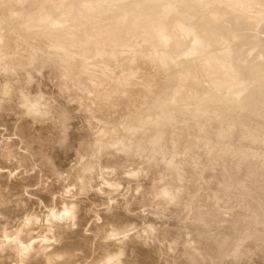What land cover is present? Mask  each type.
<instances>
[{"label": "rangeland", "instance_id": "rangeland-1", "mask_svg": "<svg viewBox=\"0 0 264 264\" xmlns=\"http://www.w3.org/2000/svg\"><path fill=\"white\" fill-rule=\"evenodd\" d=\"M18 1H22V0H16L15 2H18ZM44 1H46L47 3ZM70 1L73 2L72 3L73 14L75 13V15L78 16V17L74 16L73 14H72V16H70V14H69L70 19H68V20L70 22H72V23L78 22L81 25H84V23H86V22H95V23H98L99 25H102V24H106L111 19H118V20H121V22H122L121 24L124 27H125L126 23L131 22L135 25L132 27L135 30H137V32L139 34L143 33V35H142V37H140V39L143 40V38L145 36H149V38H150L149 44H152V41H157L158 43H160V46L158 48L152 49L150 51V53L153 57H156L157 55H159L160 52L173 53V51H174L175 54H177V58H181L182 60L183 59H190L191 61H193L194 64L197 65L196 68H198L202 72H204V71L207 72L209 70L210 71L213 70L212 69L213 64L210 63V61H212L213 59H216V55H217L220 58V62L222 64V69L225 71V75L223 77H221L220 80L218 82H216L215 84H213V86H212V89L215 92L216 96L213 99L209 100L208 97H209V94L211 92L208 90L207 94H206L205 90H207V89L204 90L203 88L204 87L206 88L207 86L203 85L202 86V89H203L202 92L200 91L201 93H196V96H198V95L200 96V97L198 96L199 102H197L198 100L196 99L197 97L195 98V96H193L194 99L192 97L189 98V99L195 100V104H194V102L191 104L190 101H193V100L188 101L186 99L187 100L186 103L190 102L188 104H191V107L194 104V105H196L195 107H201V108L208 107L210 109H214L215 107L217 108L220 105H222L223 103L230 102V101H227V98L230 96V95L228 96V93H230L233 90L236 91L235 94L237 96H239L240 94L242 95L243 92H246V93L250 92V93H255V94H262V92L264 93V11H263V13H260L256 16H251L249 14H245L247 16H242L243 11H240L239 8H243V6L237 5L236 8L231 7V6L227 5V2L225 0H151V1H148V0H93L92 4H93L95 9L87 12L86 16H79L77 13L81 11L83 5H84V7L86 6V4L88 3L87 2L88 0H80V1L79 0H70ZM1 2H2V0H0V11L3 10V9H1L2 8ZM15 2H12L11 7H13V5L14 6L17 5V7H14L15 9H17L19 4H21V2L17 3V4ZM77 3H79V4H77ZM37 4L39 5L38 7L36 6L37 9L40 8L42 10H45V8H48L51 11L53 10L52 0H38V2L35 3V5H37ZM253 4L257 8H259L261 6L259 4V2H254ZM49 6H52V7H49ZM22 7H23L22 9H20V8H18V9L23 10V11H27L29 6L24 4ZM144 7L146 9H144ZM170 9H172V10H170ZM173 9L175 11H173ZM17 10H14V11L17 12ZM20 10H19V12H20ZM14 11H12V12L14 13ZM51 13L54 14L55 10H53ZM93 14L95 15V17ZM16 15H18V14H16ZM20 15L21 14H19L18 17ZM144 16L149 17L148 19H152L153 21H155V23L154 24L150 23L147 26L148 28L140 27L142 24L141 25H139V24L142 22H146V20H147V18L142 19V17H144ZM64 20H67V19H64ZM74 20H76V21H74ZM2 26H3V24L0 27H2ZM4 28L7 29L6 27H2L3 30L0 28V30L2 31L1 35H6V33L8 35L9 30L7 29L8 32H6L7 30H5ZM3 31L6 33L3 34L4 33ZM1 37H2L1 39H3L2 40L3 43L0 47L2 48V46H3V48L2 49L0 48V57H1L0 58V66L1 65L3 66L5 64V62H4V61H6L5 59H7L6 62L9 61L11 63L16 58L15 59L16 61L13 62L14 64L11 63L13 66L10 65L8 62V65H10L11 67H14L15 63H18L17 62V56H19V55H16V54L22 53V56L24 54H26L23 56V59L25 61L26 58L29 57L28 55H30V53H33V52H35L36 55L37 54L40 55V56L37 55L39 57L38 58L34 54L35 58L37 60H39L41 55L43 54L44 57L45 56L46 57L45 58L41 57V60L44 58L47 61V59L49 58L48 63L50 62V64H51V60H52V64L49 65L46 62V65H45L44 64L45 60H42V62H41L42 65L40 67L41 70L40 69L38 70V67L40 65L34 66L35 65L34 63H32L31 61L29 62V60H27L25 62H28L30 64H28V63L25 64L24 61L23 62L21 61L20 64L15 65L17 70L16 69L11 70L12 68L11 67L9 68L8 65L6 68V64H5L6 69L0 68L1 69V71H0V90H1L0 91V100L1 101L3 100V102L7 101L6 104H4L3 102L0 101L1 102L0 103V124L2 123L1 125H3L2 126L3 131H5V132H2L1 131L2 128H0V131L2 132V133L1 132L0 133L4 134L3 139H4V137H11L10 139L14 138L11 141H16V143H18L16 145L14 144L12 146V148H11V146L8 145L11 149H13V150H9V148L7 147V144H8L7 142L9 139L6 140V138H5L3 140L1 138L2 141H1V139H0V141L3 144H2V146L0 145V147H2L0 149L1 150L4 149L3 147L5 146V149H4L5 153H4V150H3V153L0 150V153H2L1 154V156H2L4 154H6L7 149H8L7 151L12 152L15 150L14 148H16L15 153H16L17 157H19V158H17L16 155L14 154L15 156L13 158V154H12L13 152L10 154V157H8V158L5 157L6 155L9 156L8 153L5 156H2V158L4 157L5 159H8V161L10 160L9 162H11L12 159H13L12 161H14V162L17 161V162H15L16 164L18 163L17 165L14 164V162H11L15 166L10 163L11 167L8 165L9 168L4 167V165L7 166V164L9 162L6 160L8 163L5 164L6 161L4 160V158L3 159L0 158V160L2 159L1 160L2 162L4 160L3 163L0 161V163L3 164V165L0 164V165H2V167L0 166V168L3 170V172L6 174L9 173L8 171L7 172L4 171L5 168L11 172V175L9 177L8 176L6 177V174H4L2 171H0L2 173L0 176H2L3 183H5V184H3L2 181H0L1 182L0 185L3 186V187L0 186V199H1L0 215L4 216V218L3 217L2 218L0 217V218L3 220L7 218L6 222L4 220V223H6L5 224L6 226L8 225V223H7L8 221L10 224L7 227L5 226V228L0 229V264L20 263L23 261L24 257L27 258L28 256H29V258L33 257L32 259H34V257H36V256H37L36 259H41L42 255H43V259L45 258L44 259L45 261H43L41 259L42 260L41 262H43L41 264H44V262H46V264H48L46 257L48 256V258H49L48 261H50V262L52 259L54 261H56L55 259H57V261H59L58 257L60 258V256H57L56 254H58V252H60V251L62 252L61 253L62 255L67 254V255H65L66 256L65 258H67V256L70 255L67 252L70 251V253L72 254V255H70V257H71L70 260L66 259V260H62V261H61V259H63L64 256H62L61 254H58V255H61V259L59 262L63 263V264H64V261H66V262L68 261L67 264H105V261H108L110 259L112 261V264H120V262H122V261H123V263H121V264H166V263L167 264H177L178 262L184 263V264L185 263L186 264H189V263L200 264V263H198V261L200 259L202 260V261L201 260L199 261V262H201V264L202 263L204 264L203 261H207V260H209V261H207V263L209 262L210 264H211V262H212V264H214V263L215 264H223V263L224 264H230V263L231 264H234V263L235 264H264L263 263L264 262V249H263L264 247L262 248L263 243H264V190H263L264 189V185H263L264 184V176L261 177L262 174L264 175V166H262V165L260 166L259 164H258V167L260 166L261 168H257V166H255V168L257 169L256 171H261L259 173H262V174H259L255 170H253L254 174L257 175V177H255V175H254V177L256 179L254 177H252V175H251L253 171H250V172L248 171L249 169L251 170V168L254 167V165L258 159H259V161L257 163L263 162L262 164L264 165V161H263L264 160V158H263L264 153H261L262 151L264 152V142L261 143L262 142L261 140L264 138V123L261 124L260 122L255 121L254 117L249 118V117H244L243 115H242L243 117L240 115L239 116L236 115L235 117H233V121L236 118H240L241 119L240 122L233 123L230 126L229 125L225 126L222 123L221 124L220 123L219 124L210 123L209 121L207 122L206 119L202 120V122H205V125H203L204 123H201V125L200 124H197V125L193 124L194 126L189 125V127H188V125H182L181 126L180 124H177L174 127V125L172 124L174 128H173V131L171 132V134H172L171 136L175 137V141L177 140L176 138H178V140H177L178 142L175 144V146L172 144V148H171L172 151H170V152L166 151L167 148H164L163 146L161 147L162 149L161 148L160 149L155 148L152 145H150V143H149L152 136L151 135L148 136V134H151V133L154 134L155 133V130H156L155 127H153L152 125H148V124H146V125L142 124L140 126H138L136 124V127L138 126V128L136 130L130 131L128 129L126 131V129H127L126 126L129 124L135 126V120L137 118L141 117L142 115H144L145 111H147V109L145 108L147 106V103L149 101L150 102H153V101L157 102L161 99V97H163L167 93L169 87L172 84L171 83L172 81H171L169 76L171 74L176 73V71H178V74H180L183 71L182 68L180 67L181 66L180 64L171 63L166 67V69L164 71L159 72V76H161V77L156 83L157 85H159V88L155 89V93L150 95V97L148 99L149 101L147 103H145V105L133 116V118L131 120H129L126 117H123L121 119L116 120V122H108V120H109L108 118L101 117L98 114V112H96L98 106H96L95 95L93 96V94H95V92H93L92 90L90 92V90L89 89L87 90V88L85 86H82V87L76 86L77 87L76 89L74 86H72L75 90H73V88L70 90H72L73 93L77 91V93H76V95L70 94L72 92L71 91L68 92L69 88H67V90H65L66 88L65 89L60 88L62 85L60 86L59 80H55V78L57 76H59V74H60V76H64L65 79L67 77H70V76H67V77L65 76V75H67L68 72H70V73H68L70 75L72 73V71L68 68H71L73 70V72L79 70V68H80V67L78 68V66L80 65L79 62H76L75 64H70V62H68L72 59H75L72 56H70L71 55L70 53L69 54L61 53V52H59L58 47H52V48L47 47V45H45V43L47 41H44V42L42 41L41 43L35 42L32 45H29V47L25 48L27 52H25V51L19 52V51H21L22 47L24 46V43L20 44V46L19 45L12 46L11 44H9L6 47L4 43L6 41L5 39H7V38L5 36H1ZM140 39H138V40H140ZM146 42H148V41H146ZM198 46H200V47H198ZM177 47H178V49L175 51V48H177ZM191 47H194V49L193 50L189 49ZM139 49L140 48L137 46L132 47L131 50L127 51L126 53L113 56V59L112 58L110 59L111 61L108 60L106 63H104V64L99 63L98 65L95 64L96 62H94V60H96L97 58L90 57V56L85 58V56H84L85 54H82V56L80 55V58H82V60H80V62L81 63H82V61L85 62V63H82V64H84V65H82V67L84 68L83 71L88 72V68L90 70L92 68V71H93V69H95V71H97V72L93 71V72H95V74L96 73L97 74H107V76H110L112 78L110 80V82H112L113 79H119L120 77L125 75L127 70H133V72H132L133 73V79L139 80L143 76V74L145 73V70L148 68V65H150V64H145V65H142L140 68L135 66L136 64L133 61L132 55L139 53L138 52V51H140ZM190 50L192 52H190ZM27 53H29V54H27ZM39 53H42V54H39ZM50 53L51 54L54 53V54H56V55L58 54V55L57 56H55L54 54L50 55ZM45 54H47V55L49 54L50 57H47V55H45ZM51 56H54L53 59ZM58 56H60V57H58ZM61 56L63 58H67L68 61L66 59L62 60ZM236 56L237 57L241 56V57L239 58L240 59L239 62L234 65L231 63V61ZM13 57H14V59H11ZM89 57L91 58V60L89 59ZM70 58H72V59H70ZM1 59H3L4 61ZM54 59L57 60L59 65H61V66H63L65 64L63 66V68H60V70L64 69L63 70L64 73L63 72H60L59 74L57 73L60 71L58 68L59 65H57L58 63L54 62L55 61ZM86 59H88V62L86 61ZM64 61H67V62L65 63ZM112 62H113V64H112ZM115 62L119 63V65L115 64ZM67 63H69L68 65H71V66L68 67ZM108 63H110V64H108ZM27 64H28V66H27ZM31 64H33V65H31ZM105 64H107V65L105 66ZM29 65H31V66H29ZM232 65H234V66H232ZM24 66L26 67L27 70H29V72L27 71L29 74H27V72H25L26 70H25ZM32 66L35 67L34 70L32 69ZM50 66H53L52 69L50 68ZM74 66H76V67L74 68ZM55 67L58 69L57 72L53 69ZM23 68L25 71L23 70ZM42 68H44V69H42ZM97 69L99 71H101V73H99V71ZM52 70L55 71L54 74L57 73V76L53 74ZM21 71H23V72H21ZM32 71H34V72L31 73ZM41 71H42V75H41ZM47 71H49V72H47ZM93 72H91V73H93ZM47 73L48 74L50 73V74L48 75ZM62 73L64 75H62ZM97 74H96V76H97ZM43 75H45V76H43ZM120 75H122V76H120ZM157 75H158V73H157ZM58 78H56V79H58ZM206 81H208V80H206ZM183 83L181 86L185 87V84L183 85ZM207 84H208V86L211 85L210 82H208ZM59 88L61 90L64 89L63 91H65V92L67 91L68 94H67V92L63 93V91H61ZM5 89H12V90L7 92V91H5ZM17 89H20V90L22 89V90L19 91ZM23 89L24 90L27 89L28 91H29V89H32V91H34L33 89H35V90L39 89V92L43 91V93L41 92V94L39 93V95L37 94L38 93L37 90L34 92V94H32L33 92L31 90H30L31 92L30 91L28 92L29 94L31 93L32 95H34V96H32L30 94V97L32 99L33 98L34 99H33V102L32 101L29 102V104L32 107V111L29 113L20 110V107H19V105L21 104L23 99H27V100L29 99V97L27 96L28 95L27 90L25 92H23ZM57 89H59V90H57ZM212 89H210V90L212 91ZM198 90H200V88L197 89V91H194V89H193L194 92H198ZM58 91H60L62 93L57 94ZM5 92H7L8 94L10 93L9 94L10 98H7L8 97L7 96L8 94H7V95L3 96L4 98L6 96L5 99H1L2 98L1 95L6 94ZM78 92L80 94H82L84 98L83 97L81 98L82 95L78 96L77 95ZM92 92H93V94H92ZM83 93H85V94H83ZM17 94H19V95L21 94L20 95L21 97ZM52 94L53 95L55 94V95L53 96ZM63 94L70 95V99L73 98L71 96L80 97L79 98L80 99V101H79L80 106H81V103H83V105H82L83 107L86 105L84 102L88 103L87 100L88 101L90 100L89 101L90 104L88 103L87 105H89L88 110L90 111L92 118L90 119L89 118L90 116L85 114L86 116H88V119H87V117L84 115L85 112H82V110H81L83 108H80L81 112H80V110H78L79 107H76V106H79V105H77V103L74 101V100L78 99V97L75 99L73 98L72 99L73 102H71L72 100L69 101V97H67V96L65 97ZM225 94H226L227 98L225 96H223ZM231 94H233V95H231L232 97L235 95L234 92H231ZM61 95H63L67 101H64V102L62 101V106H61L62 108H57V105H59L58 103L60 102V100H58L57 98L60 97L59 99L64 100L63 96H61ZM92 96L94 99L91 98ZM25 97H27V98H25ZM230 98H228V99H230ZM8 99H10V100H8ZM36 99L40 100V102H38L39 104H37ZM83 99H87V100L84 101ZM50 101H52V102H50ZM53 101H56V102H53ZM184 102H185V100H184ZM34 103H36V104H34ZM63 103H65V105H63ZM204 104H208V105H204ZM4 105H6V106H4ZM52 105L54 107L55 106L56 107L54 108ZM60 105H61V103H60ZM60 105H59V107H60ZM90 105H91V107H90ZM261 105L256 104V106H258L257 109L259 110L258 113L260 112L262 114V115L258 114L259 116H261L260 118H262L264 116V114H263L264 109L260 108V107H262ZM39 106L41 107L40 109H39ZM74 107H76L77 109ZM86 109L87 108L85 107L84 111H87V114H89V111ZM45 110H47V111L45 112ZM52 110H54L56 113L55 117L56 116L59 117V119H58V117H56V118L61 122L60 123L61 127L58 124V120L56 118L54 119V117H53L54 114H52L54 111H52ZM36 111L37 112L39 111L38 114H40V113L42 115L45 114L46 119H47V117H49L48 114H51L50 116H52V117L51 118L49 117L51 119V121H52V119H54L53 121L57 120L56 123L53 121L51 123L50 119H47L50 122V123L48 122L49 123L48 127L50 128L53 126V128H54V129L52 128V130L54 132L53 131H50V132H52L54 134L61 135L60 131L63 130L62 136H61L62 138L59 136H58L59 137L58 138L56 135H54L55 138L52 137V140H50V141L47 140V143H45L46 145L43 144L42 149H40V150H38L39 147L41 148L40 143L45 141V140L41 141V139H51L50 137L53 136V134L51 133L52 135L49 136L50 132L47 133V131L49 129L47 127V125H48L47 121H44L43 117L41 118L40 115H38ZM49 111H52V113ZM246 112L247 111L245 109L244 115L248 116V114H246ZM8 113H10V114H8ZM256 113H257V111H256ZM82 114H83V116H82ZM148 114L146 116H148ZM151 114H152V112H151ZM151 114H149V117H153V115H151ZM10 115H12V116L9 117ZM32 116H34V117H32ZM249 116L251 117L252 115H249ZM259 116H257V117H259ZM35 117H39L41 119L37 118L38 121H36V120H34ZM255 117H256V115H255ZM27 118H29L28 119L29 123L27 121ZM83 118H84V121L89 120V122H87V123L84 122L82 120ZM242 118H244V120ZM260 118H257L256 120H258ZM42 119L44 122H46V123H44L45 126H43L44 125L43 123L39 122V121H42ZM262 120H259V121H262ZM24 121H25V124H24ZM117 121H119V122L117 123ZM230 121H231V123L233 122L232 120H230ZM36 122H38L39 124L38 123L37 124L40 126H41V124H43L42 129H45V131H43L40 128L41 131L39 132L38 125L36 124ZM262 122H264V121H262ZM31 123H32V125H34L33 127L30 126ZM84 123L87 126L84 125ZM92 123H94V124L91 125ZM8 124L10 126L12 125L14 127L13 128L11 126L12 132L8 131V130H10V126H8ZM55 124L58 125L57 127H60V130H58L59 133H55V131H56L55 130V126H56ZM35 125H37V126H35ZM206 125H208L207 127H209L210 129L212 126H214V127H212L211 130L206 128L207 131L209 130L207 136L204 134H200L201 129L206 131L205 130ZM28 126H30V129L31 128L32 129L28 130L27 129ZM89 126L90 127L92 126L94 128H89ZM178 126L183 128L182 129L183 131L180 130V132H179ZM186 126L188 128L192 127L191 129L194 131V134H193L194 136H192L193 131L191 129L187 128L186 129L187 133H186V130L184 129ZM6 127H8V129ZM57 127H56V129H57ZM102 127H103V129H101ZM223 127H225L226 130ZM83 128L85 129L84 131H83ZM239 128H241V129H239ZM33 129H35V130H33ZM124 129L126 132L124 131ZM132 129H133V127H132ZM175 129H177V131ZM195 129L196 130L199 129L198 130V132L200 134L199 135L200 137L198 136L199 138L197 137L198 133H196L197 131H195ZM222 129L224 131H222ZM13 130H15L14 132H16V133H14ZM36 130H38L39 133ZM90 130H91V132H90ZM102 130L105 133H102ZM215 130H216V132H215ZM30 131H34V132L28 134V132H30ZM82 131H83V133H82ZM96 131H98V134ZM99 131H101V135H103V136L99 135ZM119 131L123 132L122 135L120 134ZM211 131H213V132L211 133ZM220 131L222 133V138H223V132L224 133H225V131L228 133L230 132L229 137H231V140L227 138L229 135L228 133H225L227 136L224 137L223 139L221 138V135L215 136V133L221 134ZM253 131L256 132V134L251 135L250 133ZM84 132H85V134L88 133V134H86L87 137L85 136ZM95 132H96V134H94ZM109 132H111L112 135L116 136V139L114 138L115 140L113 139L114 136L109 137V135H110ZM168 132L164 131L163 134L161 135V136H163V142L168 143V140H170ZM183 132L185 135L183 134ZM209 132L211 134H209ZM258 132H259V134H258ZM10 133H13L15 135H13V134L9 135ZM44 133H45V135H47V138L46 137L42 138V135L44 136ZM201 133H205V132L201 131ZM6 134H8L9 136ZM37 134L40 135V138L36 137ZM130 134H131V140L130 141L132 143L130 141H128L129 139H127V137H126V136H129ZM132 134L134 135L133 137H132ZM186 134H188L190 137L192 136V138H190ZM212 134H213V137H212ZM247 134L249 136L246 137ZM81 135H82V137H80ZM119 135H121V136L126 135V136L121 137ZM201 135H203L204 138ZM243 135H245V136H243ZM32 136H34V138ZM94 136H96V137H94ZM185 136H187V137H185ZM209 136H210V138H212V140L209 139ZM101 137H103V138H101ZM207 137H208V140L206 139ZM36 138H39L38 141L40 140V142L36 141L35 140ZM99 138H100V140H98ZM109 138H112L113 141H110ZM123 138L126 139L130 143L129 146L127 143L124 144L126 141L123 140L124 141L123 142L122 141ZM184 138H187V139L190 138L189 139L190 142L188 141V145H185V144L182 145L184 143V141H183ZM226 138H227V141L230 140V142H229V145L231 144L230 147H228L229 145L227 143H225ZM85 139L90 140V141H91V139H92V141L94 140L93 144L96 141L95 142L96 145L99 143V141L101 142V140L102 141L106 140V141H108V145L106 146V148H102L104 150H102V149L101 150H95L97 148V146L93 145L94 147L91 146L92 149H90L89 151L81 150L82 152H80V149H82V145L80 143H81V141H82V143H83V141L84 142L87 141ZM118 139L121 142H119ZM217 139L221 142L220 144L223 145V147H221L220 144H219L220 146L217 145V142H218ZM79 140H81V141L79 142ZM179 140H180V143H179ZM193 140H197V141H193ZM11 141H9V143ZM114 141H115V143H114ZM140 141L142 144L140 143ZM191 141H193L194 143ZM77 142L79 143L78 145H81V147L78 145L75 146L77 144ZM109 142L114 143V144L110 146L111 143H109ZM4 143L6 145H4ZM11 143H14V142H11ZM37 143H39L38 146H37ZM50 143H51L52 147H51ZM167 143H165V145L169 144V143L168 144ZM185 143H187V140H185ZM222 143H224V144H222ZM237 143H239V144L237 145ZM193 144H194V146L192 147L191 145H193ZM47 145H50L49 149L46 148L48 151L44 148V146L47 147ZM224 145H225V147L227 145L228 148L232 147L231 151L228 148H226L227 149V151H226L224 149L225 148ZM232 145L233 146L235 145L236 149L238 147L237 151L235 150V146L233 147ZM242 146H243V148H242ZM36 147H38V149ZM258 147L259 148L261 147L260 148L261 150ZM51 148H52V150H51ZM78 148H80V149H78ZM251 148H253V149L255 148L254 149L255 151H253ZM43 149H45V150H43ZM130 149H132V151ZM164 149H165V152H167V153L164 152ZM178 149H180V150H178ZM242 149H244V150H242ZM245 149H248V150H245ZM50 150L54 152V153L52 152L53 155H51ZM177 150L183 151V152L181 153V152H178ZM238 150H240V153L238 152ZM250 150H252L255 153L258 152V154H256V155H259V156L256 157V155H254L255 153L252 154V151L250 153H248L247 151H250ZM39 151L48 152V153H46L47 154L46 156H49L48 158L52 159L51 160L52 165L50 164V166H49V164L48 165L46 164V162L43 159V156H45V154L42 152V154H44V155H39L38 154ZM127 151L128 152L131 151L128 154H129V158L131 159L132 162L129 161L130 159L127 160L128 154L126 155L127 157L125 156ZM229 151H230V153H229ZM75 152L78 155L81 153L82 155H84L86 157H90V156L92 157L93 155L95 157V155L98 154V155H96L97 156L96 158H98L99 160H97L96 158H93V157H92V159H95V160L88 159V158L81 156V155L78 156L75 154ZM86 152L87 153L89 152V154H87ZM98 152L99 153L101 152L100 153V156L102 155L101 157H98L99 156ZM121 152H123L124 154H122V156H119V155H121ZM241 152H243V153H241ZM116 153H120V154H116ZM174 153H176V155ZM178 153L179 154L181 153L182 157L178 156ZM183 153H184L185 157H183ZM131 154H134V156H132ZM248 154H249V156H248ZM260 154H262L261 155L262 156L261 158H263L262 161L260 160ZM37 155H39L38 156V157H40L39 159L42 158L43 160L42 159L38 160ZM57 155H59V156H57ZM103 155L105 157H107V156L109 158L111 157L112 160H110L111 158L110 159L109 158L102 159L104 157ZM114 155H118L116 157H118L119 159H120V157L122 159L125 156L126 159L124 157V159H122V160H126L127 162L129 161L130 163H133L134 165L137 164L135 162L138 160L141 162L142 165H143L144 160H145V162L148 161L147 163L149 165L147 163H145L146 166L145 165L144 166H145V170L151 171V172L148 171V173L151 174V175L149 174L150 178L147 179L148 176L146 174H148V173L144 174V172H146V171H144L143 166L139 165L140 163H138L136 166L131 164L132 167H129V166H131L130 164H128L127 166L120 167V166H122V164L126 165L127 163L125 161H122V160L117 161V159L114 158ZM146 155H148V156H146ZM11 156H12V159H11ZM50 156L52 158H50ZM80 156L84 157L83 159L86 158V160H84V161L86 162L85 164H87V162H88V166L81 164L83 159H81ZM130 156H132V157H130ZM144 156L146 158L150 157L149 158L150 160L148 158L146 160V158H144ZM174 156L180 157L181 160H178V158H176ZM76 157L78 158L77 160H79V157L82 160V161H78L81 164L79 166L80 168L77 167L79 165V163H77L76 160H74V159H76ZM132 158H134V159H132ZM171 158L173 160L176 158L177 161L174 160L175 161L174 164L176 167H178V169L177 168L174 169L175 168L174 164L172 166L173 160ZM107 159L113 163L116 160L114 164L116 167H118V166L119 167L116 169V167H114V165H110L112 163L108 162ZM156 159L158 160V162ZM103 160L107 161L110 166H108V164H105V162L103 164L102 163ZM43 161H44V163H43ZM90 161H93V163H91ZM94 161H97V162H94ZM121 161L123 163H120ZM151 161H153V163L156 162L157 167H155L156 164L153 167V164ZM117 162H119V163L117 164ZM73 163L76 165V169H74L75 167L73 168L71 166V165H73ZM99 163H102V165H100ZM176 163H178V166L176 165ZM208 163H209V165L215 164V166H217V167H215L213 165H212L213 167H209L207 165ZM249 163L251 164L252 167H248V165H250ZM96 164L98 166H96ZM150 164H152L151 167H150ZM192 164H194V165H192ZM90 165H92V166H90ZM187 165H188V167L190 166L191 168H194L193 171L198 167L194 173L195 175L197 174L196 175L197 177L194 176L192 178V176H189L190 173H191V175H194V174H192L193 173L192 169L190 167L188 168ZM81 166H83V168ZM102 166L104 168H102ZM139 166H140V168L142 167L141 170H140V168H138ZM15 167H18V168L16 169ZM19 167H21V168L23 167V168L21 169ZM55 167H56V170H55ZM69 167L73 168V170L76 171V174H73V173H75V172H73L72 173L73 176H72L70 173V171H72V169H70ZM135 167H137V169H134ZM147 167H148V169H147ZM152 167H153V170L156 171V172L153 171V173L155 172L154 174H156V175H154L152 173V169H150ZM179 167H182V168H179ZM114 168H115V171H114ZM186 168H188V169H186ZM255 168H253V169H255ZM13 169H15V170H13ZM68 169L70 171H68ZM183 169H185V170H183ZM66 170L68 171L69 174H67V173H65V174L68 175L69 178H67V176L66 177L62 176V175H64L63 174L64 172H67ZM160 170H162V172H160ZM174 170H179L181 175L179 174L178 171H174ZM188 170L190 171V173L187 172ZM105 171L106 172L109 171V172L106 173ZM173 171H174V174L172 176ZM197 171H201V174ZM13 172L15 174H13ZM182 172H184L185 174ZM88 173H89V175H88ZM247 173H251L250 176H249V174L246 175ZM82 174H84V176H81ZM175 174H176L175 177H179V179L174 177ZM3 175L5 176V179H4ZM7 175H9V174H7ZM199 175H200V177H199ZM258 175H260V176L258 177ZM187 176H188V178H187ZM245 176L249 177V179L246 178L248 180H251V178H252V180H257V181H255L256 183H254V184L257 185L256 188H258V187L261 188V189H258V190H260V193H259V191H257V189H255L254 186H252L251 182H254V181H248L246 179H242ZM157 177L159 179H157ZM219 177L222 178V180ZM260 177L262 178V180L260 179ZM257 178L260 179L261 181L258 180ZM0 179H1V177H0ZM163 179H166V180H163ZM4 180H6V182H4ZM61 180H65V181L63 182ZM70 180H72L74 183L72 181L70 183ZM243 180L246 181L247 184L251 183L250 184L251 187L249 185L248 188H245L244 185H246V184H244L245 182H242ZM81 181H83V183ZM145 181H147V182H145ZM166 181H168V182L170 181V182L166 184L165 183ZM258 181L260 182V184L263 182L261 184V186H259V184H257ZM13 182H14V185H17L16 184L17 182L18 183L20 182V184L17 185L18 187L17 186L11 187L12 186L11 184H13ZM158 182L160 184H162L164 182L163 183L164 185L162 184V185L158 186V188H157L156 185L157 184L159 185ZM76 183H78V184H76ZM79 183H81V184L79 185ZM145 183H148V184H145ZM241 183H243L244 185H242ZM67 184H68V186H67ZM139 184L140 185L143 184V185L140 186ZM168 184H170V185H168ZM148 185H149V188L146 187ZM140 187L146 188L147 191L145 189H141ZM151 187H154V188L156 187L155 189L158 192H156L154 190V188H151ZM162 187H164V189H165V187L166 188L170 187V188H168V191H169V189L173 190V191L167 192V193L163 192L165 190H163ZM171 187H173V189H171ZM244 188L246 191H249L251 189L252 192L249 191L246 194L245 193L246 191L244 190ZM178 189H179V191L182 192L183 195H184V193H183L184 190H186L185 191L186 192L185 193V195H186L185 199H182V194H180L181 192L180 193L176 192V191H178ZM254 189L256 190L257 193H259L258 194L259 196H260V194H263V195H261V197L258 196L259 197L258 199L253 198V197H256L255 194H257L256 192H253V191H255ZM72 190H74V191H72ZM148 190H150L152 192L155 191V192H153V193L151 192L149 194ZM261 191H262V193H261ZM146 192H147V194H144ZM172 192H174V193H172ZM187 192L190 194H187ZM156 193H159V195ZM253 193H255V194H253ZM161 194L164 195L163 196L164 199L161 198V196H162ZM244 194H245V196H244ZM157 195H158V197H156ZM180 195H181V197H180ZM189 195L190 196L192 195V198L189 197ZM159 196L163 201L159 198ZM175 196H177V197L175 198ZM165 197H167V199ZM187 197L191 198V200H187L186 199ZM172 198H174V200ZM177 198H178V200H180L179 198H181V200H184V202H185V200H187V201L184 204V202L180 200L183 204L181 202L179 204V201H178V203H176ZM247 198H250V200H249L250 202H252V201L255 202V203L254 202L252 203V207H251V203L249 204V201L247 200ZM156 199H158V200H156ZM193 201H194L193 204H195L194 205L195 207H193V205L191 204ZM203 201H205L206 203H204ZM199 202L204 203L205 206L207 204V206L205 207V206H202V204H201V206H202L201 207L199 205L200 204ZM174 204H175V206H173ZM79 205H81V206H79ZM164 205H166V206H164ZM176 205H178V207ZM196 205H197V207H200L201 209H205V210H207V207H208V210L207 211H205V210L200 211L201 209H195V208H197ZM209 205L211 206V208H212V206H214L212 210L214 212H217L218 214L212 213V210H210L211 208ZM190 206H192V209L189 208ZM174 207H177L178 209L181 207L180 209H182V210L179 209V211H181V213L178 212V216H177L178 209L174 208ZM203 207H205V208H203ZM65 208L71 209V213H70V215H67V216L64 215L61 217L60 215H63L62 214L63 212H60V211H65ZM185 208H187L188 211ZM184 209L186 212L184 211L185 213H182ZM53 210L56 211V214L58 212L60 213V215L54 214V216H57L58 218L51 216V214L53 215V212H54ZM239 210H240L241 214H238V213H240V212H237ZM195 211H197V212H195ZM188 212H191V213L188 214ZM201 212H205L209 216L207 217V215H204V213H201ZM234 212L235 213L237 212V213L235 214ZM49 213H51V214H49ZM179 213L182 214L183 216H180ZM194 213L195 214L197 213L196 215H201L200 217L197 216L200 219L199 218L197 219L196 215ZM223 213H224V215H223ZM229 213H230V215L232 214V217H233V213L235 215H237L236 216L237 219L235 217L233 219L230 215L229 216L231 219L230 218L225 219V217H227ZM48 214L50 216L49 219H47V217H46ZM6 215H8L9 217ZM186 215L189 217L187 218ZM193 215H195V216H193ZM210 215H212V216H210ZM220 215H222L221 217L223 219L220 217ZM238 215H240V216L238 217ZM5 216H6V218H5ZM53 217H54V219H53ZM59 217H61V218H59ZM178 217L181 220L183 218H185L188 220V222H190V221L192 222L196 218V222L198 225L196 226L195 222H193L195 225H193V223H191V222H190L191 224L185 225L182 222L185 219L182 221L181 220L177 221V223L175 224V222H176L175 220H178ZM191 217H192V219H191ZM209 217H211L212 219L214 217H216V218H214L215 221L214 220L209 221L208 220ZM189 218H190V221H189ZM206 218H208V219H206ZM48 220L51 221L50 225L53 224V226H51V227H53L51 231H50V229H51L50 225H48V222H50V221H48ZM197 220H199V221H197ZM203 220H205V221H203ZM216 220H218V222L222 221L223 226H225L226 222L228 224L229 221H231V220H235V221L230 222V225L228 224V225H226V227H223L222 224L216 222ZM244 220H246V221H244ZM260 220L263 222H261ZM2 221L0 220V223ZM200 221H202V223H200ZM223 221H226V222H223ZM241 221L243 222V224ZM77 222H78V224L76 225ZM179 222L181 224H183L185 227L184 228L183 226H181L184 229V233L182 232L183 229L179 226V225H181V224H179ZM188 222H185V223H188ZM248 222H249V225L246 224ZM169 223L172 225L174 224L176 226V230L174 229L175 228L174 225L169 226ZM36 224L39 227H37ZM165 224H168V226L166 225L163 228L162 225H165ZM208 224H210V225L207 228L206 226H208ZM216 224H219V226H216ZM237 224L240 226L236 227ZM3 225L4 224L1 223V226H3ZM118 225L126 226V227L122 226V228H121V229L124 228L123 233H121V229H119L120 227ZM191 225L194 228L197 227V229H198V227L203 228L202 226H205L207 229L203 228V230H205L203 232H202L201 228H199L198 230L195 229L196 230L195 231L194 228L191 227ZM19 226H20V228H19ZM115 226H118L117 229ZM187 226H189V227H187ZM228 226H230L232 229V230L230 229L231 232L229 231V233H227L229 230V229H227V228H229ZM247 226H249V227H247ZM111 227L113 228V230L114 229L115 230L110 231V230H112ZM155 227H158V229H160L159 232H157L154 229ZM166 227L167 228L170 227V229H171V227H174L173 230L176 232H178L177 230L179 229V231H181L183 233L182 235H180V234L179 235L181 237H184V239H182V238L179 239L180 236L177 235L178 233L177 234H176V232L174 233V231L169 230L170 232L167 233L169 228L166 230ZM211 227H212V229H210ZM6 228H8L7 231L10 232L9 235L7 233H5V232H7V231H5ZM147 228H151L154 230L152 231L151 229H147ZM161 228L164 229L162 232H161V230H162ZM220 228H221V230H223L224 234L219 232ZM185 229L188 231H186ZM190 229H191V232H192V229L194 230L193 233L189 232ZM234 229H236V230H234ZM261 229H262V231H261ZM1 230H3V231H1ZM106 230H109V231H106ZM165 230H166L167 234L164 232ZM199 230L201 232L200 235L198 234ZM215 230H216V232H214ZM233 230L236 233L235 232L232 233ZM17 231L20 232V235L17 234ZM40 231L43 234H41L39 237ZM115 231H119L118 232L119 234L117 232H116L117 234L116 233H114L113 235L109 234L110 232L113 233ZM211 231H213L216 234H214ZM224 231H227V232H224ZM107 232H109V233H107ZM171 232H172V235H175V234L177 235L176 238L174 236H171ZM196 232H197V235H199V236H197L195 234ZM205 232H206V234L208 232V234H207L208 236L205 234ZM260 232H262V233H260ZM1 233H3V234H1ZM162 233H165L166 237L167 236L173 237L177 240V242L180 241L181 243H183L184 245L182 244L181 245L182 247H184L187 243V246L184 247V251H182L180 246H179L180 248L177 246L178 243H176L175 239H174L175 240L174 241L173 239H171L169 237V239L171 241L175 242V243L169 244V245H173V247H172L173 250H172L171 247H169V245H167L171 241L169 239H167V241H166L165 236L161 235ZM187 233L194 234L197 236V238L198 237L199 238L197 239L195 236H193L194 237L193 238L191 235H189ZM210 233H211L210 236H212V237L209 236ZM212 233H213V235H212ZM44 234H46V236ZM186 234H187V236L188 235L191 236L190 239L187 238ZM227 234H229V235L232 234V235L229 237V235H227ZM30 235L31 236L33 235L34 237H30ZM56 235H59V237ZM226 236H227V240L226 239L224 240V238H226ZM28 237L30 239H27ZM2 238L3 239L5 238V239L2 241L1 240ZM72 238L74 241L72 240ZM185 238H187L188 240ZM251 238L255 239V240H252ZM193 239H195V240L193 241ZM199 239L202 241L206 240L208 243L207 244H206V242L202 243ZM107 240L110 242H108ZM196 240L199 243H197ZM221 240L222 241L224 240V241L222 242ZM228 240L230 241V243H228L229 242ZM237 240H238V242H240V244H239L240 246L238 245ZM259 240H260V242H259ZM69 241L71 242L70 244L73 243L74 245H75V241H76V243H77L76 245H77L78 250H76V248H75L76 245L74 247L73 244H72V246L74 247V249L71 248L72 246H69ZM143 241H145V242H143ZM1 242L3 244H1ZM79 242L83 243L84 245L82 244V247H81V243H79ZM257 242H258V244H257ZM137 243H141V244H137ZM149 243H150V245H149ZM200 243H202L201 247H200ZM227 243H228V246H227ZM231 243H233L234 245H232ZM78 244H80V245L78 246ZM196 244H199V245L197 246ZM203 244H204V246L202 247ZM205 244L206 245L210 244V245L206 246ZM44 245H45V247H44ZM178 245H180V243ZM236 245L238 246L237 248L235 247ZM244 245H246V246H244ZM84 246H87V247H84ZM122 246H124V247H122ZM190 246H191V248H190ZM205 246L207 248L209 247L208 252H206V250H204L206 248ZM210 246H212V247L210 248ZM59 247L61 249L65 248L64 250H65V252L67 250V252L65 253L64 250L59 251L57 249ZM66 247L67 248L70 247V249H72V251L70 249H66ZM174 247H176L177 249H174ZM217 247H220V248H217ZM224 247H228L229 250L227 248H224ZM242 247H243V250H239V252L242 254L244 252L245 254L243 256L241 255L240 256L241 258L236 257V254L231 255L230 252H232V254H234V253L238 252V250H237L238 248L242 249ZM255 247H256V249H253ZM19 248L20 249L22 248L23 251L20 250ZM53 248H56V250H57V253H54L55 255L53 254V252L56 250H53ZM185 248H187V250H185ZM202 248H204V249H202ZM212 248H213L215 253H213ZM170 249L172 250L171 252L173 254L169 251ZM189 249H191V251L193 249L194 251H192V252L196 253L197 255L192 253L193 256H191L192 255L191 251L189 252L190 254H187ZM226 249L228 251H226ZM262 249H263V251H262ZM49 250L51 251L50 252L51 255L53 254L52 258H51V256H49L50 255L49 253H47L48 255L46 254V252ZM105 250H109V252L107 251V253H106ZM209 250L211 252H209ZM246 250H247V252H245ZM253 250H254V252H253ZM175 251H176V254H178V255L175 254ZM178 251L180 253L182 252V254H183L182 258L189 255L190 257L188 256V258H189L188 261L192 260V262L191 261L187 262V260H186L187 257L183 258L186 262L184 260H183L184 262L182 260H180L182 258L180 257L181 254ZM201 251H203V252H201ZM145 252H151L152 258H148ZM205 252L209 253V254L211 253V254L207 256V254ZM225 252H226V254H224ZM16 253H17V255H16ZM202 253H204V254H202ZM45 254L47 256H44ZM106 254H108V255L110 254V255L109 256L107 255V257H106L105 256ZM169 255H170V257H168ZM194 255L197 257H195ZM204 255L207 257V260H206V257ZM217 255H218V257H217ZM239 255L240 254L238 253L237 256H239ZM38 256H41V257L38 258ZM54 256H57V257H54ZM230 256L232 258H229V260H223L225 258L228 259V257H230ZM18 257L19 258L21 257L22 260L19 259ZM177 257H180V259L179 258L177 259ZM193 257H194V259H193ZM199 257H201V258L198 259ZM204 257H205V259H204ZM221 257H224V258L221 259ZM17 258L21 261L17 260ZM29 258H27L25 260V262H22V263H24V264L26 262H28V264H33V262L35 263V261H33L31 258H30L31 262L28 261ZM167 258H168V260H167ZM212 258L216 262H219V263H216ZM217 258H219L221 260H219ZM233 258H235V260ZM238 258H240V259L237 260ZM13 260L14 261L17 260L18 262L16 261L14 263ZM53 260H52L51 264H59V262L57 263V262H54ZM115 260L118 261L119 263L115 262ZM131 260H132V262H131ZM148 260H151V261H148ZM165 260H167V261H165ZM169 260L171 263L169 262ZM217 260H219V261H217ZM223 261H226L228 263L223 262ZM36 262H39L36 264H40V260H38V261L36 260ZM50 262H49V264H50ZM160 262H162V263H160ZM22 263H20V264H22Z\"/></svg>", "mask_w": 264, "mask_h": 264}, {"label": "bare ground", "instance_id": "bare-ground-1", "mask_svg": "<svg viewBox=\"0 0 264 264\" xmlns=\"http://www.w3.org/2000/svg\"><path fill=\"white\" fill-rule=\"evenodd\" d=\"M16 1V0H15ZM14 0H2V8L1 9H3L2 11H0V24L2 25L3 24V26L2 27H6L8 30H9V32H8V30L7 29H5V30H7L6 32H8V35H7V33L6 32H4L3 34H5L6 33V35H1L2 34V31L0 32V35L1 36H5L7 39H5L4 41H5V46L7 47V45H9V44H11L12 46H15V45H19L20 46V44H23L24 43V46L22 47V49H21V51H19V52H23V51H25V52H27L26 51V49L25 48H27V47H29V45H32L33 43H35V42H39V43H41L42 41L44 42V41H47L46 43H45V45H47V47H49V48H52V47H58V49H59V52H61V53H65V54H71L70 56H72L73 58H75V59H72V58H70V59H72V60H70V61H68V59L67 58H63L62 56V60L64 59H66L68 62H70V64H75L76 62H79L80 63V65L78 66V68H79V70H77V71H74L73 72V70L71 69V68H68V69H70L71 71H72V73H71V75L70 74H68V73H70V72H68L67 73V75H65L66 77L67 76H70V77H67L66 79L64 78V76H60V72H63V70H60V68H63V66L65 65H63V66H61V65H59V63H58V61L57 60H55L54 62H56V63H58L57 65H59V72H57V68L55 69V68H53L58 74H59V76H57V73L56 74H54V72L55 71H53V74L54 75H56L57 77L56 78H58V79H56L55 78V80H59V82H60V88H66L65 90H67V88H69L68 89V92L69 91H71L72 93H70V94H74V95H76V93H77V91L76 92H74L73 93V91L72 90H70V89H72L73 87L72 86H74L75 87V89L77 88L76 86H85L86 88H87V90L89 89L90 90V92H91V90L93 91V92H95V94H93V92H92V94H93V96L95 95V100H96V106H98L97 107V111L96 112H98V114L101 116V117H106V118H108L109 120H108V122H116V120H118V119H121V118H123V117H126V118H128L129 120H131L132 118H133V116L145 105V103H147L149 100V97H150V95H152V94H154L155 93V89H158L159 88V85H157L156 83H157V81L160 79V77L161 76H159V72L160 71H164L165 69H166V67L169 65V64H171V63H174V64H180L181 66V68H182V72L180 73V74H178V71H176V73H174V74H171L169 77H170V79H171V86L169 87V89H168V91H167V93L163 96L162 94V96L163 97H161V99L159 100V101H157V102H148L147 103V106L145 107L146 109H147V111H145V113H144V115H142L141 117H139V118H137L136 120H135V126H133V125H127L126 127H127V129H126V131L129 129L130 131L131 130H136L137 128H138V126H140V125H142V124H148V125H152L153 127H155L156 128V130H155V133L153 134V133H151V134H148V136L149 135H151L152 137H151V139H150V145H152L153 147H155V148H161L162 146L164 147V148H167L166 149V151H172V144L175 146V144L178 142L177 140H178V138H176L177 140L175 141V137H173V136H171L172 134H171V132L173 131V128L177 125V124H180L181 126L182 125H188V127H189V125L190 126H192L193 124L194 125H197V124H200L201 125V123H204L203 125H205V122H202V120L203 119H206L207 120V122L209 121L210 123H217V124H223V125H225V126H230V125H232L233 123H238V122H240V118H236L234 121H233V117H235L236 115H240V116H244V117H249V118H252V117H254L253 119L255 120V121H257V122H260L261 124L262 123H264V122H262V121H264V116L262 117V118H260L261 116H259L261 113L259 112L258 113V109H257V107L258 106H256V104L257 105H261L262 107H260V108H263L264 109V93L262 92V94H255V93H250V92H243V94L241 95H239V96H237L235 93H236V91L235 90H233V91H231V92H234V96L232 97L231 95H233V94H231V92L230 93H228V98H230V99H228L227 98V96H226V94L225 95H223V96H225L226 98H227V101H230V102H226V103H223L222 105H220L219 107H215L214 109H210V108H208V107H203V108H201V107H195L196 105H194L195 104V100H193L194 98H193V96H195V98L198 100L197 102H199V97L198 96H196V93H201L202 92V90L204 89H207V90H205L206 91V94H207V91L209 90L211 93L209 94V97H208V99L209 100H211V99H213L215 96H216V94H215V92L213 91V89H212V86H213V84H215L216 82H218L219 80H220V78L221 77H223L224 75H225V71L222 69V64H221V62H220V58L216 55V59H213L212 61H210V63H212L213 64V66H212V69L213 70H209V71H207V72H202V71H200L198 68H196V64H194L193 63V61H191L190 59H181V58H177V54H175V52L173 51V53H167V52H160V54L159 55H157L156 57H153L152 55H151V53H150V51L152 50V49H155V48H158L159 46H160V43H158L157 41H152V44H149V40H150V38H149V36H145L144 38H143V40L142 39H140V37H142V35H143V33H138L137 32V30H135L132 26H135L133 23H131V22H128V23H126V25H125V27L124 26H122V22H121V20H118V19H111V20H109L106 24H102V25H99L98 23H95V22H86V23H84V25H81L80 23H72V22H70L68 19H70L69 18V14H70V16H72V14H73V10H72V8H73V5H72V1H70V0H52V6H53V10H55V13L53 14V13H51L52 11L51 10H49L48 8H45V10H42V9H40V8H36V6L38 7L39 5L37 4V5H35V3H37L38 2V0H22V1H18V2H15ZM24 1V2H23ZM80 1V0H79ZM148 1H151V0H148ZM226 2H227V5L228 6H231V7H235L236 8V6L237 5H239V6H243V8H239L240 9V11H243V15L242 16H247V15H245V14H249V15H251V16H256V15H258V14H260V13H263V11H264V0H225ZM12 2H15L16 4L17 3H20L21 2V4H19V6H18V8H20V9H22L23 7V5L24 4H26V5H28L29 7H28V10L27 11H23V10H20V9H15L14 7H17V5L16 6H14L13 5V7H11L12 6ZM44 2H46V1H44ZM68 2V3H67ZM88 3L86 4V6L84 7V5H83V7H82V9H81V11L80 12H78L77 14L79 15V16H86L87 15V12H89L90 10H94L95 8H94V6H93V4H92V2H93V0H88L87 1ZM254 2H259V4L261 5L259 8H257V7H255L254 6ZM10 3V4H9ZM23 3V4H22ZM47 3V2H46ZM81 3V2H80ZM77 4H79V3H77ZM34 5V6H33ZM45 5V4H44ZM56 5V6H55ZM8 6V7H7ZM52 6H49V7H52ZM12 9H10V8ZM26 7V6H25ZM47 7V6H46ZM11 10H9V9ZM17 10V12L16 11H14V10ZM52 9V8H51ZM144 9H146L145 7H144ZM19 10H20V12H19ZM39 10V11H38ZM79 10V9H78ZM77 10V11H78ZM115 10V9H114ZM170 10H172V9H170ZM12 11H14V13L12 12ZM38 11V12H37ZM173 11H175L174 9H173ZM16 12V13H15ZM50 12V13H49ZM93 12V11H92ZM16 14H21L19 17H18V15H16ZM99 14V13H98ZM104 14V13H103ZM107 14V13H106ZM74 16H77V15H75V13L73 14ZM94 15V14H93ZM92 16V15H91ZM99 16V15H98ZM78 17V16H77ZM94 17H95V15H94ZM98 18V17H97ZM145 18H147V20H146V22H142V23H140L139 25H141L140 27H146V28H148L147 26L151 23H155V21H153L152 19H148L149 17H142V19H145ZM17 19V20H16ZM64 19H67V20H64ZM93 19V18H92ZM94 20V19H93ZM100 20V19H99ZM74 21H76V20H74ZM101 24V23H100ZM0 25V26H1ZM2 27H0L1 29H2ZM3 30V29H2ZM0 36V46L2 45V40L3 39H1L2 37ZM138 39H140V40H138ZM146 41H148V42H146ZM8 42V43H7ZM181 43V42H180ZM200 43V42H199ZM199 45V44H198ZM139 47L140 49V51H138L139 53H137V54H134V55H132L133 56V61H134V63L136 64L135 66L136 67H141L142 65H145V64H150V65H148V68L145 70V73L143 74V76L139 79V80H134L133 79V70H127L126 71V73H125V75H120V76H122V77H120L119 79H113V81L112 82H110V80L112 79L110 76H107V74H97V76H96V74H95V72H97V71H95V69H93V71H95V72H93L92 71V68H91V70L88 68V72L87 71H83V67H82V65H84V64H82V63H85L84 61H82V63L80 62V60H82V58H80V55L82 56V54H85L84 56H85V58H87L88 56H90V57H94V58H97L96 60H94V62H96L95 64H104V63H106L108 60H110L111 58L113 59V56H115V55H118V54H123V53H126L127 51H129V50H131V48L132 47ZM198 47H200V46H198ZM1 48V47H0ZM2 48H3V46H2ZM1 48V49H2ZM178 49V47L177 48H175V51ZM189 49H191V50H193L194 49V47H191V48H189ZM190 50V52H192ZM18 52V53H19ZM39 52V51H38ZM37 52V53H38ZM24 54V53H23ZM27 54H29V53H27ZM35 52H33V53H30V55H28L29 57H27L26 58V60L25 61H27V60H29V62L31 61L32 63H34L35 65L34 66H36V65H40L39 67H38V70L40 69V67H41V62H42V60H45L44 58L46 57H44V55L42 54V53H39V54H42L41 55V57H44L42 60H41V57H40V61L39 60H37L36 58H35ZM54 54V53H53ZM53 54H51L50 53V55H53ZM16 55H19V56H17V62L18 63H15V65L16 64H20V62L22 61H24V59H23V56L24 55H26V54H24L23 56H22V53L21 54H16ZM38 55V54H37ZM36 55V57H38V56H40V55H38L37 56ZM45 55H47V54H45ZM55 56H57L56 54H54ZM221 56V55H220ZM6 57V56H5ZM26 57V56H25ZM47 57H50L49 56V54L47 55ZM52 57V59H53V57L54 56H51ZM58 57H60V56H58ZM78 57V58H77ZM89 57V59L91 60V58ZM241 57V56H240ZM239 56L237 57H235L234 59H232V61H231V63L232 64H237L238 62H239V58H240ZM244 57V56H243ZM1 58V57H0ZM39 58V57H38ZM245 58V57H244ZM11 59H14V57L13 58H11ZM16 59V58H15ZM14 59V61H12L11 63L12 64H14L13 62H15L16 60ZM47 59V58H46ZM49 59V58H48ZM48 59H47V61L45 60V65H46V62L48 63ZM61 59V58H60ZM1 60H3V59H1ZM6 61H7V59H5ZM59 60V59H58ZM85 60V59H84ZM4 61V60H3ZM6 61H4L5 62V64H6V68H7V65H8V62H6ZM11 61V60H10ZM24 61V62H25ZM50 61V60H49ZM67 61H64L65 63L67 62ZM73 63H72V62ZM86 61L88 62V59H86ZM111 61V60H110ZM60 62V61H59ZM93 62V61H92ZM10 62H9V64L10 65H12ZM26 63H28V62H25V64ZM55 63V64H56ZM63 63V62H62ZM5 64L2 66H0V68H5ZM24 64V63H23ZM28 64H30V63H28ZM28 64H27V66H28ZM49 65H51L52 64V60H51V64H50V62L48 63ZM54 64V65H55ZM69 63H67V66L69 67V66H71V65H68ZM108 64H110V63H108ZM112 64H113V62H112ZM115 64H118L119 65V63H117V62H115ZM10 65H8V67L10 68L11 66ZM14 65V67H11L12 69L11 70H13V69H16V66ZM31 65H33V64H31ZM31 65H29V66H31ZM53 65V66H54ZM93 65V64H92ZM107 64H105V66H106ZM121 65V64H120ZM234 65H232V66H234ZM13 66V65H12ZM53 66H50V68L52 69V67ZM66 66V67H67ZM73 66V65H72ZM104 66V65H103ZM122 66V65H121ZM173 66V65H172ZM25 67V66H24ZM45 67V66H44ZM76 66H74V68H75ZM5 68V69H6ZM28 68V67H27ZM30 68V67H29ZM34 68L35 67H33L32 66V69L34 70ZM46 68V67H45ZM49 68V67H48ZM73 68V69H74ZM114 68V67H113ZM19 69V68H18ZM31 69V70H32ZM42 69H44V68H42ZM66 69V68H65ZM103 69V68H102ZM106 69V68H105ZM17 70V69H16ZM23 70H24V68H23ZM26 70V71H25ZM25 72H29V70H27L26 69V67H25ZM41 70V69H40ZM48 70V69H47ZM91 72H93V73H91ZM98 70V69H97ZM104 70V69H103ZM0 71H1V69H0ZM46 71V70H45ZM69 71V70H68ZM99 71V70H98ZM174 71V70H173ZM21 72H23V71H21ZM27 72V74H29ZM34 71H32L31 73H33ZM47 72H49V71H47ZM67 72V71H66ZM30 73V74H31ZM64 73V72H63ZM62 73V75H64ZM99 73H101V71H99ZM157 73H158V75H157ZM46 74V73H45ZM48 74V73H47ZM50 74V73H49ZM48 74V75H49ZM52 74V75H53ZM36 75V74H35ZM41 75H42V71H41ZM43 76H45V75H43ZM51 76V75H50ZM42 77V76H41ZM40 77V78H41ZM54 77V76H53ZM47 78V77H46ZM42 79V78H41ZM53 80V79H52ZM166 80V79H165ZM206 80H208V81H206ZM46 81V80H45ZM58 82V83H59ZM184 82V83H183ZM208 82H210L211 83V85H209L208 86V84L207 83ZM182 83H183V85L185 84V87H182L181 85H182ZM167 84V83H166ZM207 86L206 88L204 87L203 89H202V86ZM71 86V87H70ZM212 89V91L209 89ZM59 88V89H60ZM200 88V90H198V92H194V91H197V89H199ZM59 89H57V90H59ZM64 89H60L61 91H63ZM74 88H73V90H75ZM193 89H194V91H193ZM10 90H12V89H5V91H7V92H9ZM17 90H19V91H21L20 89H17ZM27 89H23V92H25ZM32 91V89H29V91ZM34 91H32L33 93L32 94H34V92L37 90L38 91V95H39V93L41 94V92L43 93V91H41V92H39V89H33ZM41 90V89H40ZM56 90V91H57ZM1 91V90H0ZM14 91V90H13ZM28 90H27V93L29 92ZM30 91V92H31ZM128 91V92H127ZM201 91V92H200ZM7 92H5L6 94H2L1 96H2V98L1 99H5L6 98V96H5V98L3 97L4 95H7L8 93ZM65 91H63V93H64ZM67 92V91H66ZM65 92V93H66ZM68 92H67V94H68ZM12 93V92H11ZM18 93V92H17ZM54 93V92H53ZM59 93H62V92H60V91H58L57 92V94H59ZM204 93V92H203ZM10 94V93H9ZM7 95L8 97L7 98H10V95ZM16 94V93H15ZM23 94V93H22ZM31 94V93H30ZM30 94L28 93V97H29V101L27 100V99H23L22 100V102H21V104L19 105V107H20V110H22V111H25V112H31L32 111V107H31V105L29 104V102L30 101H32L33 102V99L30 97ZM31 94V95H32ZM56 94V93H55ZM54 94V95H55ZM83 94H85V93H83ZM17 95H19V94H17ZM21 95V94H20ZM19 95V96H20ZM25 95V94H24ZM53 95V94H52ZM53 95V96H54ZM65 97L67 96V97H69V101L70 100H72L73 98L75 99V98H77L78 96H80V95H82V94H80L79 92H78V96H71V97H73L72 99H70V95H65V94H63ZM63 95H61V96H63ZM127 95V96H126ZM26 96V95H25ZM32 96H34V95H32ZM42 96V95H41ZM51 96V95H50ZM49 96V97H50ZM64 96H63V98H64ZM93 96L91 97V98H93ZM21 97V96H20ZM38 97V96H37ZM57 97V96H56ZM83 97V95L81 96V98ZM190 97H192L193 99H189ZM235 97V98H234ZM12 98V97H11ZM23 98V97H22ZM25 98H27V97H25ZM39 98V97H38ZM60 98V97H59ZM59 98H57L58 100H60V102L58 103L59 105H60V103H61V105H60V107H59V105H57V108H62L61 106H62V101L64 102V101H67L65 98H64V100H62V99H59ZM62 98V97H61ZM80 97H78V99H76V100H74L76 103H77V105H79V106H76V107H79V109L78 110H80V108H83V109H81L82 110V112H85L84 113V115L86 114V115H89L90 117V119L92 118L91 117V114H90V111L88 110V106L89 105H87L88 103L90 104V100L88 101L87 99H83L84 101L85 100H87V102L88 103H86V102H84L86 105L83 107L82 105H83V103H81V106H80V99H79ZM84 98V97H83ZM55 99V98H54ZM56 99V100H57ZM94 99V98H93ZM189 101V100H193V101H190L191 102V104L194 102V104L192 105V107H191V104H188V103H190V102H187L186 103V101L187 100ZM8 100H10V99H8ZM37 100V104H39L38 102H40V100H38V99H36ZM57 100V101H58ZM78 100V101H77ZM184 100H185V102H184ZM1 101V100H0ZM6 101V100H5ZM35 101V100H34ZM82 101V100H81ZM247 101V102H246ZM1 102H3V100L1 101ZM0 102V103H1ZM50 102H52V101H50ZM53 102H56V101H53ZM71 102H73V100L71 101ZM74 102V103H75ZM83 102V101H82ZM4 104H6L7 103V101L6 102H3ZM79 103V104H78ZM15 104V103H14ZM34 104H36V103H34ZM73 104V103H72ZM9 105V104H8ZM13 105V104H12ZM63 105H65V103H63ZM204 105H208V104H204ZM4 106H6V105H4ZM53 106V105H52ZM51 106V107H52ZM54 107V106H53ZM56 107V106H55ZM54 107V108H55ZM76 107H74V108H76ZM85 107L87 108L86 110H88L89 111V114H87V111H84V109H85ZM90 107H91V105H90ZM5 108V107H4ZM38 108V107H37ZM36 108V109H37ZM41 107L39 106V109H40ZM19 109V108H18ZM77 109V108H76ZM245 109H246V114H248V116H246V115H244L245 113H244V111H245ZM35 110V109H34ZM58 110V109H57ZM56 110V111H57ZM81 110H80V112H81ZM92 110V109H91ZM95 110V109H94ZM40 111V110H39ZM38 111V112H39ZM47 110H45V112H46ZM52 111H54V110H52ZM52 111H49V112H51L52 113ZM59 111V110H58ZM77 111V110H76ZM256 111H257V113H256ZM37 112V111H36ZM38 112H37V114H38ZM94 112V111H93ZM151 112H152V114H151ZM263 112H264V110H263ZM149 113V114H151V115H153V117H149V114H148V116H146L147 114ZM154 113V114H153ZM8 114H10V113H8ZM12 114V113H11ZM52 114H54L53 115V117H54V119L56 118V117H58V116H56L55 117V111L52 113ZM127 114V115H126ZM256 115V117H255V115ZM259 114V115H258ZM264 114V113H263ZM13 115V114H12ZM12 115H10L9 117H11ZM38 115H40V117L42 118L43 117V119H44V121H47V123L49 122V120H47V119H50L52 116H50L51 114H48L49 115V117H47V119H46V117H45V114L44 115H42L41 113L40 114H38ZM47 115V114H46ZM85 115V116H86ZM150 115V116H151ZM249 115H252L251 117L249 116ZM262 115V114H261ZM82 116H83V114H82ZM84 116V117H85ZM93 116V115H92ZM242 116V117H243ZM257 116H259V117H257ZM8 117V118H9ZM28 117V116H27ZM32 117H34V116H32ZM45 117V118H44ZM87 117V119H88V116H86ZM96 117V116H95ZM7 118V119H8ZM13 118V117H12ZM37 118H39V117H35V119L34 120H36V121H38L37 120ZM41 118H39V119H41ZM82 118V117H81ZM257 118H260V119H258V120H256ZM28 119L29 118H27V121H28ZM43 119H42V121H39L40 123H46V122H44L43 121ZM54 119H52V121L54 120ZM57 119V118H56ZM58 119H59V117H58ZM57 119V120H58ZM86 119V120H87ZM243 120H244V118H242ZM263 119V120H262ZM25 120V119H24ZM57 120L56 121H53V122H57ZM83 121H84V118L82 119ZM100 120V119H99ZM205 120V121H206ZM230 120H232L233 122L231 123V121ZM242 120V121H243ZM252 120V119H251ZM259 120H262V121H259ZM9 121V120H8ZM26 121V120H25ZM25 121H24V124H25ZM31 121V120H30ZM50 121H51V119H50ZM52 121H51V123H52ZM91 121V120H90ZM102 121V120H101ZM105 121V120H104ZM35 122V121H34ZM84 122H89V120H87V121H84ZM106 122V121H105ZM119 121H117V123H118ZM244 122V121H243ZM28 123H29V121H28ZM38 122H36V124H37ZM50 123V122H49ZM49 123H48V125H47V127L49 126ZM61 122L58 120V124H59V126L61 127V124H60ZM245 123V122H244ZM259 123V124H260ZM2 124V123H1ZM0 124V125H1ZM7 124V123H6ZM23 124V125H24ZM35 124V123H34ZM39 124V123H38ZM37 124V125H38ZM43 124H41V126L40 125H38V129H39V132L41 131L40 130V128L42 129V125ZM90 124V123H89ZM88 124V125H89ZM94 123H92L91 125H93ZM99 124V123H98ZM136 124L138 125L137 127H136ZM174 125V127H173V125ZM242 124V123H241ZM37 125H35V126H37ZM56 125V124H55ZM84 125H86L85 123H84ZM193 125V126H194ZM215 125V124H214ZM243 125V124H242ZM246 125V124H245ZM2 126L3 125H1L0 126V128H2ZM8 126H10L9 124H8ZM12 126V125H11ZM11 126H10V130H8L9 132H12V128H11ZM30 126L31 127H33L34 125H32V123L30 124ZM30 126H28V130L30 129ZM40 126V127H39ZM43 126H45V124L43 125ZM58 125H56L55 126V133H59L58 132V130H60V127H57ZM87 126V125H86ZM98 126V125H97ZM208 125H206V127H205V130H206V128H208L209 130H211L212 129V127H214V126H212L211 127V129L209 128V127H207ZM13 127V126H12ZM56 127H57V129H56ZM125 127V128H126ZM132 127H133V129H132ZM179 127V126H178ZM184 127V126H183ZM187 126L184 128L185 130L188 128ZM198 127V126H197ZM201 127V126H200ZM203 127V126H202ZM7 129H8V127H6ZM14 128V127H13ZM18 128V127H17ZM35 128V127H34ZM45 128V127H44ZM49 128V127H48ZM51 128V129H50ZM49 129H48V131H47V133L48 132H50V131H53L52 130V128H53V126L52 127H50ZM88 128V127H87ZM89 128H94V127H90L89 126ZM96 128V127H95ZM105 128V127H104ZM131 128V129H130ZM192 128V127H191ZM191 128H188V129H191ZM199 128V127H198ZM225 130H226V128L225 127H223ZM32 129V128H31ZM30 129V130H31ZM37 129V128H36ZM47 129V128H46ZM54 129V128H53ZM62 129V128H61ZM101 129H103V127L101 128ZM183 128H181V127H179L178 128V130H179V132H180V130H182ZM200 129V128H199ZM199 129H195V131H197L196 133H198V135H197V137L200 135V134H204V135H208V131L206 132V131H204L203 129H201L200 130V134H199V132H198V130ZM228 129V128H227ZM239 129H241V128H239ZM6 130V129H5ZM33 130H35V129H33ZM43 131H45V129H42ZM85 129L83 128V131H84ZM105 130V129H104ZM108 130V129H107ZM169 131L168 132V134H169V139L171 140H168V143L167 142H163V136H161L162 134H163V132L164 131ZM176 131H177V129H175ZM184 130V131H185ZM192 130V129H191ZM237 130V129H236ZM1 131L2 132H5V131H3V128L1 129ZM0 131V132H1ZM15 130H13V132H14ZM37 132H38V130H36ZM62 131L63 130H61L60 131V134L61 135H58V134H54V133H52V132H50L48 135L49 136H51L52 134H53V136H51L50 138L51 139H41V141L42 140H45V141H43L42 143H40V146H41V148L39 147V149H38V147H36L38 150H40V149H42V146H43V144L44 145H46L45 143H47V140L48 141H50V140H52V137H54L55 138V136L54 135H56L57 137L59 136V137H61L62 136ZM83 131H82V133H83ZM124 131H125V129H124ZM125 131V132H126ZM183 131V130H182ZM181 131V132H182ZM193 131V130H192ZM191 131V132H192ZM201 131L202 132H205V133H201ZM222 131H224L223 129H222ZM229 131V130H228ZM1 132V133H2ZM34 131H30V132H28V134L29 133H33ZM36 132V133H37ZM38 132V133H39ZM54 132V131H53ZM88 132V131H87ZM90 132H91V130H90ZM94 132V131H93ZM97 132V134H98V131H96ZM96 132L94 133V134H96ZM112 132V131H111ZM111 132H109L110 133V135H109V137H111V136H114V135H112L111 134ZM114 132V131H113ZM120 132V131H119ZM129 132V131H128ZM135 132V131H134ZM178 132V133H179ZM213 131H211V133H212ZM215 132H216V130H215ZM244 132V131H243ZM0 133V134H1ZM8 133V132H7ZM14 133H16V132H14ZM18 133V132H17ZM52 133V134H51ZM102 133H105L103 130H102ZM107 133V132H106ZM122 133L123 132H120V134L122 135ZM177 133V134H178ZM186 133H187V130H186ZM190 133V132H189ZM188 133V134H189ZM210 132H209V134H211ZM220 133H221V131H220ZM225 133H228V132H226L225 131ZM224 132H223V138L224 137H226L227 135L225 134ZM246 133V132H245ZM13 133H10L9 135H12ZM84 134H85V132H84ZM86 134H88V133H86ZM86 134H85V136H86ZM115 134V133H114ZM153 134V135H152ZM183 134H184V132H183ZM188 134H186V135H188ZM194 134V131L192 132V136H194L193 135ZM229 135H228V139H230L231 140V137H229L230 136V132L228 133ZM251 135H253V134H256V132H251L250 133ZM258 134H259V132H258ZM2 135V136H1ZM0 135V139L2 138L3 139V135L4 134H1ZM6 135H8V134H6ZM8 135V136H9ZM13 135H15V134H13ZM19 135V134H18ZM39 134H37V136L36 137H39L40 138V135L38 136ZM93 135V134H92ZM99 135H101V131H99ZM98 135V136H99ZM121 135H119V136H121ZM143 135V134H142ZM180 135V134H179ZM185 135V134H184ZM217 135H221V138H222V133L221 134H217V133H215V136H217ZM242 135V134H241ZM48 136V137H49ZM101 136H103V135H101ZM123 136H126V135H123ZM123 136H121V137H123ZM134 135L132 134V137H133ZM189 136V135H188ZM192 136L190 137V138H192ZM201 136H203V135H201ZM205 136V137H206ZM218 136V137H219ZM236 136V135H235ZM243 136H245V135H243ZM247 136H249L248 134L246 135V137ZM263 136V135H262ZM13 137V136H12ZM33 138H34V136H32ZM43 137H46L47 138V135H45V133H44V136L42 135V138ZM58 137V138H59ZM80 137H82V135L80 136ZM84 137V136H83ZM87 137V136H86ZM94 137H96V136H94ZM100 137V136H99ZM127 137V139H129L128 141H130L131 140V134L129 135V136H126ZM185 137H187V136H185ZM196 137V136H195ZM200 137V136H199ZM198 137V138H199ZM212 137H213V134H212ZM217 137V138H218ZM240 137V136H239ZM252 137V136H251ZM255 137V136H254ZM253 137V138H254ZM6 138V140L7 139H9L8 140V144H7V147L9 148V150H13V149H11L12 148V146L15 144H18V143H16V141H11V140H13V139H10L11 137H4V139ZM39 138H36L35 140L36 141H38V139ZM62 138V137H61ZM93 138V137H92ZM101 138H103V137H101ZM116 139V136H114L113 137V139ZM120 138V137H119ZM143 138V137H142ZM189 138V139H190ZM203 138H204V136H203ZM222 138V139H223ZM227 138H226V142L225 143H227L228 145H229V142H230V140L229 141H227ZM2 139H1V141H2ZM3 139V140H4ZM110 139V141H113V139L112 138H109ZM112 139V140H111ZM114 139V140H115ZM144 139V138H143ZM189 139H187V138H184L183 139V141H184V143L182 144V145H188V141L190 142V140ZM207 140H208V137L206 138ZM209 139H211L212 140V138H210V136H209ZM259 139V138H258ZM32 140V139H31ZM54 140V139H53ZM85 140H87V139H85ZM96 140V139H95ZM98 140H100V138L98 139ZM123 140H125L126 142L124 143V144H128V146H129V142L126 140V139H122V141ZM147 140V139H146ZM185 140H187V143H185ZM218 140V139H217ZM261 140V139H260ZM0 141V145L2 146V142ZM9 141H11V142H14V143H9ZM81 140H79V142H80ZM94 141V140H93ZM93 141H92V139H91V141L90 140H87V141H83V143H82V141H81V145H82V149H80V148H78V149H80V152H82L81 150H86V151H89L90 149H92L91 148V146H93V145H96V141L94 142V144H93ZM118 141L119 142H121L119 139H118ZM134 141V140H133ZM136 141V140H135ZM193 141H197V140H193ZM193 141H191V142H193ZM262 142L261 143H263L264 142V138L261 140ZM38 142H40V140L38 141ZM117 142V141H116ZM124 142V141H123ZM131 142V141H130ZM219 142V143H218ZM218 142H217V145L218 146H220L221 144V142L218 140ZM109 143H111V142H109ZM114 143H115V141H114ZM114 143H111L110 144V146L111 145H113ZM132 143V142H131ZM140 143H141V141H140ZM165 143H167L168 145H165ZM179 143H180V140H179ZM194 143V142H193ZM12 144V145H11ZM38 144L39 143H37V146H38ZM42 144V145H41ZM49 144V143H48ZM79 143L77 142V144L75 145V146H77ZM120 144V143H119ZM134 144V143H133ZM142 144V143H141ZM220 144V145H219ZM222 144H224V143H222ZM239 143H237V145H238ZM4 145H6L5 143H4ZM11 146V148L9 147V146ZM50 145H51V143H50ZM50 145H47V147L46 146H44V148L46 149V148H50L49 146ZM81 145H78V146H80L81 147ZM108 145V141H102L101 140V142L99 141V143L96 145L97 146V148L95 149V150H101L102 148H106V146ZM140 145V144H139ZM138 145V146H139ZM231 145V144H230ZM230 145L228 146V147H230ZM236 145V144H235ZM234 145V146H235ZM236 145V146H237ZM74 146V147H75ZM117 146V145H116ZM127 146V145H126ZM132 146V145H131ZM177 146V145H176ZM192 147L194 146V144L193 145H191ZM233 146V145H232ZM233 146V147H234ZM236 146H235V150L237 151V149H238V147H237V149H236ZM6 147V148H7ZM15 147V146H14ZM13 147V148H14ZM17 147V146H16ZM51 147H52V145H51ZM94 147V146H93ZM113 147V146H112ZM180 147V146H179ZM186 147V146H185ZM188 147V146H187ZM214 147V146H213ZM221 147H223V145H221ZM224 147H225V145H224ZM227 147V145H226V147L224 148L226 151H227V149L226 148H228ZM241 147V146H240ZM0 148H2V147H0ZM4 149H5V146L3 147ZM76 148V147H75ZM111 148V147H110ZM130 148V147H129ZM215 148V147H214ZM220 148V147H219ZM242 148H243V146H242ZM259 148V147H258ZM261 148V147H260ZM259 148V149H260ZM4 149H0L1 151H2V153H3V150ZM15 150H16V148H14ZM45 149H43V150H45ZM77 149V148H76ZM162 149V148H161ZM184 149V148H183ZM228 149H230V151H231V149H232V147L231 148H228ZM250 149V148H249ZM253 151H255L253 148H251ZM8 150V149H7ZM6 150V154L8 153V155L9 156H7L6 154H4V155H2V156H5V157H10V154L12 153L13 154V158H14V156L16 155V153H15V150L14 151H12V152H9V151H7ZM47 150V149H46ZM51 150H52V148H51ZM50 150V151H51ZM102 150H104V149H102ZM127 150V149H126ZM131 151H132V149H130ZM178 150H180V149H178ZM177 150V151H178ZM186 150V149H185ZM184 150V151H185ZM242 150H244V149H242ZM241 150V151H242ZM245 150H248V149H245ZM252 150H250V151H247L248 153H250ZM261 150V149H260ZM48 151V150H47ZM76 151V150H75ZM110 151V150H109ZM123 151V150H122ZM129 151V150H128ZM126 152V154H125V156L128 154V153H130V152ZM230 151H229V153H230ZM252 151V154L253 153H255V152H253ZM42 152L43 151H39V155H44L45 154V156H43V159H44V161L46 162V164L48 165L49 164V166H50V164H51V160L52 159H49L48 157L49 156H46L47 154L46 153H48V152H43L44 154H42ZM53 151H51L50 153H51V155H53V153H52ZM79 152V153H80ZM117 152V151H116ZM164 152H165V149H164ZM176 152V151H175ZM178 152H183V151H178ZM238 152L240 153V150H238ZM2 153H0V156H1V154ZM4 153H5V150H4ZM41 153V154H40ZM87 153V152H86ZM91 153V152H90ZM96 153V152H95ZM99 153V152H98ZM101 153V152H100ZM100 153H99V156L98 157H101L100 156ZM142 153V152H141ZM165 153H167V152H165ZM179 154L178 153V156H180V157H182L181 155L182 154ZM241 153H243V152H241ZM260 153V152H259ZM261 153H264L263 151L261 152ZM15 154V155H14ZM75 154L76 155H78L76 152H75ZM84 154V153H83ZM87 154H89V152L87 153ZM116 154H120V153H116ZM122 154H124L123 152H121V155H119V156H122ZM171 154V153H170ZM175 155H176V153H174ZM256 154H258V152L257 153H255L254 155H256ZM39 155H37V157L39 156ZM50 155V154H49ZM75 155V156H76ZM79 155H81V156H84V155H82L81 153L79 154ZM78 155V156H79ZM86 155V154H85ZM92 155V154H91ZM96 155H98V154H96ZM95 155V157H94V155L92 156L93 158H96L97 156ZM106 155V154H105ZM132 156H134V154H131ZM245 155V154H244ZM243 155V156H244ZM262 154H260V160L262 161L263 160V158H261L262 156H261ZM2 156L0 157V158H2ZM56 156V155H55ZM57 156H59V155H57ZM77 156V157H78ZM80 156V157H81ZM104 156V155H103ZM112 156V155H111ZM116 156H118V155H114V158H116L117 159V161L118 160H122V159H124V157L121 159V157H120V159L118 158V157H116ZM128 156V158H127V160L128 159H130L129 158V154L127 155ZM126 156V157H127ZM132 156H130V157H132ZM146 156H148V155H146ZM246 156V155H245ZM248 156H249V154H248ZM257 156H259V155H256V157ZM264 156V155H263ZM16 157H17V155H16ZM42 157V156H41ZM76 157V159H74V160H76V162L77 163H79L78 161H82L81 159H83L84 157H86V156H84V157H81V159H80V157H79V160H77L78 158ZM91 157V156H90ZM90 157H86V158H88V159H92V157L90 158ZM126 157H125V159H126ZM137 157V156H136ZM139 157V156H138ZM172 157V156H171ZM174 157H176V156H174ZM180 157H176V158H178V160H181L180 159ZM183 157H185L184 156V153H183ZM254 157V156H253ZM255 157V158H256ZM4 158V157H3ZM2 158V159H3ZM17 158H19V157H17ZM40 157H38V160H41V159H39ZM50 158H52L51 156H50ZM86 158L85 159H83V161L84 160H86ZM104 158H109L108 156L107 157H103L102 159H104ZM111 158V157H110ZM109 158V159H110ZM113 158V159H114ZM140 158V157H139ZM144 158H146L145 156H144ZM148 159L150 158V157H147ZM147 158H146V160H147ZM152 158V157H151ZM173 158V157H172ZM171 158V159H172ZM176 158L174 159L175 161H177L176 160ZM1 159V160H2ZM11 159H12V156H11ZM42 159V160H43ZM97 160H99L98 158H96ZM132 159H134V158H132ZM153 159V158H152ZM155 159V158H154ZM253 159V158H252ZM0 160V161H1ZM4 160L6 161H8V159H5L4 158ZM4 160H3V162H4ZM13 160V159H12ZM11 160V162H14V161H12ZM92 160H95V159H92ZM108 160V159H107ZM110 160H112V158L110 159ZM150 160V159H149ZM157 160V159H156ZM173 160V159H172ZM172 161L173 163H172V166H173V164H174V162L175 161ZM199 160V159H198ZM251 160V159H250ZM5 162V164L6 163H8V162ZM44 161H43V163H44ZM82 161V165H87L88 166V162H87V164H85L86 162L84 161L83 162ZM101 161V160H100ZM116 161V160H115ZM115 161H114V163H115ZM122 161H125L126 163V165H123L122 164V166H120V167H123V166H127L128 164H133V163H130L129 161H131V159L127 162L126 160H122ZM120 162V163H123V162ZM135 161V160H134ZM133 161V162H134ZM160 161V160H159ZM259 161V159L256 161V163H255V165H254V167H252L251 166V164L250 165H248V167H252L251 168V170L249 169H247L249 172L250 171H253V170H257L256 168H255V166H257V168H261L260 166L262 165V166H264L261 162L260 163H257ZM264 161V160H263ZM2 162V161H1ZM2 162V163H3ZM11 162H9L8 164H7V166L6 165H4V167H6V168H9L8 167V165L11 167V165H10V163ZM15 162H17V161H15ZM14 162V164H16ZM91 163H93V161H90ZM94 162H97V161H94ZM104 162H105V164H108V162H111V161H109L108 160V162L107 161H104L103 160V164H104ZM107 162V163H106ZM132 162V161H131ZM148 161H146L145 162V160H144V162H143V165L141 164V162L138 160V161H136L135 163H140L139 165L140 166H143V168H144V171H146V172H144V174H146V173H148V171L147 170H145V163H147ZM152 162V164H153V167H154V165H155V167H157V163L155 162V163H153V161H151ZM157 162H158V160H157ZM179 162V161H178ZM2 163H0V164H2ZM76 163V164H77ZM90 163V164H91ZM102 163H99L100 165H102ZM112 164H110V165H114V167H116L115 166V164L113 163V162H111ZM119 162H117V164H118ZM180 163V162H179ZM12 165H14L13 163H11ZM18 164V163H17ZM16 164V165H17ZM80 163H79V165L77 166L78 168H80L79 166L81 165ZM98 164V163H97ZM96 164V166H98ZM116 164V165H117ZM136 164V165H137ZM148 164V163H147ZM152 164H150V167H151V165ZM198 164V163H197ZM206 164V163H205ZM258 164L260 165L259 167H258ZM3 165V164H2ZM2 165H0L1 167H2ZM52 165V164H51ZM75 164L73 163V165H71L74 169H76V165L74 166ZM109 164H108V166H110ZM134 165V164H133ZM136 165H134V166H136ZM145 165V166H144ZM149 165V164H148ZM176 165L178 166V163H176ZM190 165V164H189ZM192 165H194V164H192ZM209 167H213V166H215V164L213 165V164H211V165H209V163L207 164ZM206 165V166H207ZM213 165V166H212ZM15 166V165H14ZM90 166H92V165H90ZM95 166V167H96ZM104 166V165H103ZM102 166V168H104ZM133 166V167H134ZM140 166L138 167V168H140ZM160 166V165H159ZM171 166V167H172ZM180 166V165H179ZM185 166V165H184ZM199 166V165H198ZM3 167V168H4ZM13 167V166H12ZM82 168H83V166H81ZM94 167V168H95ZM100 167V166H99ZM106 167V166H105ZM119 167V166H118ZM118 167H116V169L118 168ZM129 167H132V165L131 166H129ZM153 167L152 168H150V169H152V173H153V171H155V170H153ZM175 167V168H174ZM174 169H178V167H176L175 166V164H174ZM186 167V166H185ZM187 167H188V165H187ZM190 167V166H189ZM188 167V168H189ZM197 167V166H196ZM195 167V168H196ZM215 167H217V166H215ZM247 167V168H248ZM5 168V172H9V173H7V174H9V175H7L6 173H4L3 172V170L0 168V171H2L4 174H6V177L8 176H10L11 175V172L9 171V170H7ZM16 169L18 168V167H15ZM19 168H21V167H19ZM23 168V167H22ZM21 168V169H22ZM53 168V167H52ZM70 168V167H69ZM73 168H70V169H72V171H70L69 169H68V171H70V173H71V175L73 176V174H76V171H74L73 170ZM81 168V169H82ZM91 168V167H90ZM98 168V167H97ZM111 168V167H110ZM109 168V169H110ZM172 168V169H173ZM179 168H182V167H179ZM188 168H186V169H188ZM191 168V167H190ZM198 168V167H197ZM196 168V169H197ZM253 168H255V169H253ZM263 168V167H262ZM80 169V170H81ZM106 169V168H105ZM133 169V168H132ZM134 169H137V167H135ZM142 169V167L140 168V170ZM147 169H148V167H147ZM159 169V168H158ZM161 169V168H160ZM163 169V168H162ZM192 169V171H193V169L194 168H191ZM190 169V170H191ZM196 169L193 171V173L192 174H194L195 173V171H196ZM216 169V168H215ZM13 170H15V169H13ZM55 170H56V167H55ZM90 170V169H89ZM104 170V169H103ZM168 170V169H167ZM166 170V171H167ZM170 170V169H169ZM183 170H185V169H183ZM207 170V169H206ZM218 170V169H217ZM216 170V171H217ZM246 170V171H247ZM260 170V169H259ZM67 171V170H66ZM68 171L67 172H64L63 174L64 175H62V176H67V178H69V176L68 175H66L65 173H67V174H69L68 173ZM94 171V170H93ZM107 171V170H106ZM105 171V172H106ZM114 171H115V168H114ZM113 171V172H114ZM174 171H178L179 172V174L181 175V173H180V171L179 170H174ZM174 171H173V173H172V176H173V174H174ZM191 171V172H192ZM209 171V170H208ZM73 172H75V173H73ZM81 172V171H80ZM109 172V171H108ZM108 172H106V173H108ZM149 172H151V171H149ZM156 172V171H155ZM154 172V173H155ZM159 172V171H158ZM160 172H162V170H160ZM187 172H189L190 173V171L188 170ZM186 172V173H187ZM197 172H199L200 174H201V171H197ZM218 172V171H217ZM257 173H259V172H261V171H256ZM255 172V173H256ZM73 173V174H72ZM78 173V172H77ZM84 173V172H83ZM94 173V172H93ZM112 173V172H111ZM141 173V172H140ZM153 173V174H154ZM182 173H184V172H182ZM2 173L0 172V175H1ZM13 174H15L14 172H13ZM12 174V175H13ZM80 174V173H79ZM150 173H148V174H146L147 176V179L148 178H150L149 176L151 175H149ZM160 174V173H159ZM177 174V173H176ZM176 174L174 175V177L176 176ZM178 174V175H179ZM185 174V173H184ZM188 174V173H187ZM249 174V176H250V174L251 173H247L246 175H248ZM259 174H262V173H259ZM47 175V174H46ZM70 175V176H71ZM78 175V174H77ZM88 175H89V173H88ZM154 175H156V174H154ZM162 175V174H161ZM197 175V174H196ZM195 174L194 175H191V173L189 174V176H192V178L194 177V176H196ZM252 177H254V171L252 172ZM81 176H84V174H82ZM87 176V175H86ZM85 176V177H86ZM260 175H258V177H259ZM262 176H264L263 174L261 175V177ZM1 177V179H0V181H2V183H3V179H2V176H0ZM3 177H4V179H5V176L3 175ZM197 177V176H196ZM195 177V178H196ZM199 177H200V175H199ZM222 177V176H221ZM255 177H257V175H255ZM254 177V178H255ZM260 177V179L262 180V178ZM87 178V177H86ZM145 178V177H144ZM163 178V177H162ZM175 178H177V179H179V177H175ZM187 178H188V176H187ZM186 178V179H187ZM213 178V177H212ZM220 178V177H219ZM246 178H248L249 179V177H244V178H242V179H246ZM251 178V177H250ZM9 179V178H8ZM7 179V180H8ZM64 179V178H63ZM74 179V178H73ZM85 179V178H84ZM146 179V178H145ZM157 179H159L158 177H157ZM168 179V178H167ZM190 179V178H189ZM221 180H222V178H220ZM219 179V180H220ZM241 179V180H242ZM248 179H246V180H248ZM256 179V178H255ZM258 179V178H257ZM260 179H258V180H260ZM67 180V179H66ZM79 180V179H78ZM142 180V179H141ZM162 180V179H161ZM163 180H166V179H163ZM199 180V179H198ZM260 180V181H261ZM61 181H65V180H61ZM71 181L72 180H70V183H71ZM155 181V180H154ZM159 181V180H158ZM171 181V180H170ZM169 181V182H170ZM248 181H254V182H251L252 183V186H254L255 187V189H257V191H259V193H260V190H258V189H261V188H256V186L257 185H255L254 183H256L255 181H257V180H252V178H251V180H248ZM247 181V182H248ZM4 182H6V180H4ZM73 182V181H72ZM82 183H83V181H81ZM145 182H147V181H145ZM168 181H166L165 183L167 184V183H169ZM241 182V181H240ZM242 182H245L244 184H246V185H244L243 183H241L242 185H244V187L245 188H248V186L251 184V183H246V181H242ZM16 183V182H15ZM74 183V182H73ZM159 183V182H158ZM162 183V182H161ZM164 183V182H163ZM162 183V184H163ZM263 183V182H262ZM261 183V184H262ZM0 184H1V182H0ZM3 184H5V183H3ZM17 185H19L20 184V182L18 183H16ZM66 184V183H65ZM76 184H78V183H76ZM81 183H79V185H80ZM145 184H148V183H145ZM162 184H160L159 183V185L157 184L156 185V187L158 188V186H160V185H162ZM185 184V183H184ZM254 184V185H253ZM257 184H259V186H261V184H260V182L258 181L257 182ZM12 186L11 187H13V186H17V185H14V182H13V184H11ZM42 185V184H41ZM140 185V184H139ZM143 184H141L140 186H142ZM152 185V184H151ZM164 185V184H163ZM168 185H170V184H168ZM167 185V186H168ZM172 185V184H171ZM186 185V184H185ZM264 185V184H263ZM0 186H2V185H0ZM67 186H68V184H67ZM77 186V185H76ZM145 186V185H144ZM155 186V185H154ZM166 186V187H167ZM178 186V185H177ZM191 186V185H190ZM3 187V186H2ZM1 187V188H2ZM18 187V186H17ZM64 187V186H63ZM146 187H148L149 188V185L148 186H146ZM155 187V188H156ZM165 187V189H164V187H162L163 188V190H165V191H163V192H171V191H173V190H170L169 189V191H168V188H170V187H168V188H166ZM180 187V186H179ZM250 187H251V185H250ZM141 188V187H140ZM151 188H154V187H151ZM154 188V190L156 191V189ZM240 188V187H239ZM245 188H244V190H245ZM71 189V188H70ZM141 189H145L146 191H147V189L146 188H141ZM171 189H173V187H171ZM184 189V188H183ZM188 189V188H187ZM250 189V188H249ZM254 189V190H255ZM63 190V189H62ZM243 190V189H242ZM248 190V189H247ZM264 190V189H263ZM3 191V190H2ZM1 191V192H2ZM10 191V190H9ZM72 191H74V190H72ZM142 191V190H141ZM149 191V194L152 192V191H150V190H148ZM155 191H153V192H155ZM162 191V190H161ZM183 191V190H182ZM186 190H184V195H185V192ZM246 191V190H245ZM250 192H252V190L250 189L249 190ZM249 191H246L245 193L247 194ZM152 192V193H153ZM156 192H158V191H156ZM176 192H178V193H180L181 191H179V189H178V191H176ZM253 192H256V190L255 191H253ZM172 193H174V192H172ZM257 193V192H256ZM259 193H257V194H255V193H253V194H255L256 195V197H253V198H259V197H261V195H263V194H260V196L258 195ZM261 193H262V191H261ZM143 194V193H142ZM144 194H147V192L146 193H144ZM155 194V193H154ZM153 194V195H154ZM156 194H158L159 195V193H156ZM177 194V193H176ZM180 194H182V192L180 193ZM187 194H190V193H188L187 192ZM192 194V193H191ZM252 194V193H251ZM152 195V194H151ZM158 195L156 196V197H158ZM162 195V194H161ZM178 195V194H177ZM183 194H182V199H185V197H186V195L184 196ZM163 196L164 195H162L161 196V198L162 199H164L163 198ZM244 196H245V194H244ZM247 196V195H246ZM250 196V195H249ZM259 196V197H258ZM155 197V196H154ZM174 197V196H173ZM177 196H175V198H176ZM180 197H181V195H180ZM189 197H191L192 198V195L190 196L189 195ZM252 197V196H251ZM159 198H160V196H159ZM158 198V199H159ZM160 198V199H161ZM166 199H167V197H165ZM191 198H186L187 200H191ZM194 198V197H193ZM158 199H156V200H158ZM159 199V200H160ZM161 199V200H162ZM173 200H174V198H172ZM180 200H181V198H179ZM178 200V198H177V200H176V203H178V201H179V204H180V202L181 201H183L184 202V200ZM187 200H185V202L187 201ZM247 200L249 201L250 200V198H247ZM246 200V201H247ZM155 201V200H154ZM163 201V200H162ZM168 201V200H167ZM209 201V200H208ZM259 201V200H258ZM0 202H1V199H0ZM128 202V201H127ZM126 202V203H127ZM156 202V201H155ZM160 202V201H159ZM185 202H184V204H185ZM190 202V201H189ZM204 203H206L205 201H203ZM254 201H252V202H250L249 201V204L251 203V207H252V203H253ZM129 203V202H128ZM182 203V202H181ZM194 203V201L191 203L192 205H193V207H195L194 205L195 204H193ZM200 203V202H199ZM198 203V204H199ZM204 203H200L199 205L201 206V204H202V206H205L204 205ZM255 203V202H254ZM81 204V203H80ZM162 204V203H161ZM160 204V205H161ZM169 204V203H168ZM183 204V203H182ZM85 205V204H84ZM211 205V204H210ZM209 205V206H210ZM79 206H81V205H79ZM164 206H166V205H164ZM173 206H175V204L173 205ZM177 207H178V205H176ZM201 206V207H202ZM206 206H207V204H206ZM205 206V207H206ZM169 207V206H168ZM177 207H174V208H177ZM182 207V206H181ZM180 207V208H181ZM196 207H197V205H196ZM205 207H203V208H205ZM213 207L214 206H212V208H211V206H210V210H212L213 209ZM179 208V209H180ZM189 208H191L192 209V206H190ZM64 209V208H63ZM166 209V208H165ZM178 209V208H177ZM179 209H178V211H177V216H178V212H180L181 213V211H179ZM185 209H187V208H185ZM185 209L183 210V212L182 213H185L186 211H185ZM195 209H201L200 207H197V208H195ZM77 210V209H76ZM82 210V209H81ZM173 210V209H172ZM180 210H182V209H180ZM203 210H205V209H201L200 211H203ZM207 210H208V207H207ZM207 210H205V211H207ZM54 212H53V215L51 214V213H49V214H51V216H54V214H56V211L55 210H53ZM185 211V212H184ZM187 211H188V209H187ZM60 212H65V211H60ZM78 212V211H77ZM192 212V211H191ZM191 212H188V214H190ZM194 212V211H193ZM195 212H197V211H195ZM222 212V211H221ZM225 212V211H224ZM237 212H240V210L239 211H237ZM236 212V213H237ZM62 213V214H63ZM179 213V214H180ZM199 213V212H198ZM201 213H204V215H207L205 212H201ZM212 213H217V212H214L213 210H212ZM231 213V212H230ZM230 213L228 214V216L227 217H225V219H228V218H230V216L232 217V214L230 215ZM235 213V212H234ZM233 213V219H234V217L236 218V216L237 215H235ZM49 214L46 216L47 217V219H49L50 218V216H49ZM195 214V213H194ZM197 214V213H196ZM195 214V215H196ZM200 214V213H199ZM218 214V213H217ZM226 214V213H225ZM238 214H241V212L240 213H238ZM56 215H60V213L58 212ZM195 215H193V216H195ZM203 215V216H204ZM223 215H224V213H223ZM230 215V216H229ZM6 216H8V215H6ZM6 216H5V218H6ZM61 217L62 216H64V215H60ZM180 216H183L182 214H180ZM192 216V217H193ZM197 216H201V215H196V218L198 219L199 217H197ZM202 216V217H203ZM209 215H207V217H208ZM210 216H212V215H210ZM219 216V215H218ZM222 215H220V217H221ZM240 215H238V217H239ZM0 217L2 218H4V216H2V215H0ZM9 217V216H8ZM54 217H56V218H58L57 216H54ZM54 217H53V219H54ZM61 217H59V218H61ZM115 217V216H114ZM186 217L188 218L189 216H187L186 215ZM192 217H191V219H192ZM219 217V218H220ZM0 218V220L2 221L3 219H1ZM196 218L194 219V221H190V218H189V221L191 222V223H193V222H195L196 223V226L198 225L197 224V222H196ZM204 218V217H203ZM202 218V219H203ZM214 218H216V217H214ZM212 219L211 217H209V219L208 218H206V219H208L209 221H215V219ZM222 218V217H221ZM247 218V217H246ZM7 219V218H6ZM6 219H4L5 220V222H6ZM46 219V218H45ZM52 219V218H51ZM52 219V220H53ZM80 219V218H79ZM185 218H183L182 220H184ZM200 219V218H199ZM205 219V218H204ZM223 219V218H222ZM231 219V218H230ZM237 219V218H236ZM257 219V218H256ZM4 220L1 222V223H3L4 225L3 226H1V223H0V229H3V228H5V224L6 223H4ZM9 220V219H8ZM7 220V221H8ZM78 220V219H77ZM181 219H179V217H178V220H175L176 222H175V224L177 223V221H180ZM181 220V221H182ZM186 220V221H185ZM184 221L185 222H188V220L187 219H185ZM207 220V221H208ZM219 220V219H218ZM218 220H216V222H218ZM254 220V219H253ZM47 221V220H46ZM48 221H50V220H48ZM174 221V220H173ZM184 221H182L185 225L187 224H191L190 222H188V223H185ZM197 221H199V220H197ZM203 221H205V220H203ZM227 221V220H226ZM226 221H223V222H226ZM233 221H235V220H231V221H229V225H230V222H233ZM244 221H246V220H244ZM259 221V220H258ZM261 221V220H260ZM242 222V221H241ZM261 222H263V221H261ZM8 223V225L7 226H9L10 224H9V221L7 222ZM50 223H51V221L50 222H48V225H50ZM200 223H202V221H200ZM218 223H221L222 224V226H223V223H222V221L221 222H218ZM239 223V222H238ZM47 224V223H46ZM78 224V222L76 223V225ZM179 224H181L180 222H179ZM178 224V225H179ZM227 224V222L225 223V226H223V227H226V225H228ZM232 224V223H231ZM242 224H243V222H242ZM245 224V223H244ZM246 224H248L249 225V222L248 223H246ZM259 224V223H258ZM168 226V224H165V225H162L163 226V228H164V226ZM173 226L172 224H170L169 223V226ZM177 225V226H178ZM193 225H195L194 223H193ZM200 225V224H199ZM209 225L210 224H208V226H206L207 228L209 227ZM212 225V224H211ZM6 226V227H7ZM36 226L37 227H39L37 224H36ZM35 226V227H36ZM51 226H53V224H51L50 225V231L52 230V228L53 227H51ZM120 228L119 229H121L122 228V226L123 225H118ZM118 226H115L116 227V229H117V227ZM180 227L181 226H183L184 227V225L183 224H181V225H179ZM201 226V225H200ZM215 226V225H214ZM216 226H219V224H216ZM221 226V227H222ZM237 226H240V225H236V227ZM48 227V226H47ZM114 227V226H113ZM123 227H126V226H123ZM160 227V226H159ZM175 227V228H174ZM174 227H171V229H170V227H166V230L168 229V231H167V233L168 232H170L169 230H171V231H174L173 230V228L176 230V226L174 225ZM187 227H189V226H187ZM191 227H193L192 225H191ZM203 228H205V229H207L205 226H202ZM229 228H227V229H229L228 230V232L227 231H224V232H227V233H229V231L231 232V227L230 226H228ZM247 227H249V226H247ZM19 228H20V226H19ZM107 228V227H106ZM157 228V229H156ZM163 228H161L162 230H161V232L164 230ZM182 228V227H181ZM185 228V227H184ZM194 228V227H193ZM199 228H201V227H198V229ZM203 228H201L202 229V232L203 231H205V230H203ZM245 228V227H244ZM7 229L8 228H6L5 229V231H7ZM105 229V228H104ZM111 229L112 230H110V231H114L113 230V228L111 227ZM118 229V230H119ZM124 229V228H123ZM123 229H121V233H123ZM127 229V228H126ZM147 229H151V228H147ZM157 232H159V230L160 229H158V227H155L154 228ZM154 229H151L152 231L154 230ZM183 229V228H182ZM195 229H197V227L196 228H194V230ZM197 229V230H198ZM200 229V230H201ZM210 229H212V227L210 228ZM215 229V228H214ZM219 229V228H218ZM231 229V230H230ZM17 230V229H16ZM166 230L164 231L165 233H166ZM181 230V229H180ZM186 230V229H185ZM193 229H192V232H191V229L189 230V232H191V233H193V231H194ZM200 230H199V235H200ZM217 230V229H216ZM216 230L214 231V232H216ZM220 230H221V228H220ZM219 230V232H221V233H223V230H221L220 231ZM226 230V229H225ZM234 230H236V229H234ZM232 231V233L233 232H235V231ZM258 230V229H257ZM1 231H3V230H1ZM4 231V232H5ZM19 231V230H18ZM17 231V234L18 235H20V232H18ZM75 231V230H74ZM106 231H109V230H106ZM105 231V232H106ZM149 231V230H148ZM155 231V232H156ZM178 232H176V231H174V233L176 232V234L177 235H182L183 233H184V229H183V233L181 232V231H179V229L177 230ZM186 231H188V230H186ZM196 231V230H195ZM210 231V230H209ZM261 231H262V229H261ZM3 232V233H4ZM118 233L119 231H115V232H113V233H109V232H107V233H109V234H114V233ZM150 232V231H149ZM160 232V233H161ZM211 232H213V231H211ZM213 232V233H214ZM251 232V231H250ZM3 233H1V234H3ZM5 233H7L8 235H9V231H7V232H5ZM68 233V232H67ZM116 233V234H117ZM165 233H162L161 235H163V236H165V240L167 241V239H169V237L167 238L166 237V234ZM189 234V233H187V234H189V235H191L192 237L193 236H195L196 238H197V236H199V235H197V232L195 233L196 235H194V234ZM213 233H212V235H213ZM218 233V232H217ZM236 233V232H235ZM260 233H262V232H260ZM39 234V233H38ZM41 234H43L41 231H40V234H39V237H40V235ZM69 234V233H68ZM71 234V233H70ZM115 234V235H116ZM119 234V233H118ZM172 235V232H171V236H174L175 238H176V236L177 235ZM187 234H186V236H187ZM205 234H206V232H205ZM207 234H208V232H207ZM206 234V235H207ZM214 234H216V233H214ZM224 234V233H223ZM222 234V235H223ZM226 234V233H225ZM248 234V233H247ZM6 235V234H5ZM45 236H46V234H44ZM108 235V234H107ZM170 235V234H169ZM179 235V236H180ZM185 235V234H184ZM187 236V238H189L190 239V237L191 236ZM211 235V233L209 234V236ZM227 235H229V234H227ZM232 234H230L229 235V237L231 236ZM49 236V235H48ZM47 236V237H48ZM51 236V235H50ZM56 236H58L59 237V235H56ZM178 236V237H179ZM208 236V235H207ZM215 236V235H214ZM225 236V235H224ZM18 237V236H17ZM30 237H34L33 235L31 236L30 235ZM38 237V236H37ZM38 237V238H39ZM202 237V236H201ZM210 237H212V236H210ZM217 237V236H216ZM235 237V236H234ZM252 237V236H251ZM257 237V236H256ZM20 238V237H19ZM36 238V237H35ZM145 238V237H144ZM171 239H175V238H173V237H170ZM184 239V237H181L180 236V238L179 239ZM187 238H185V239H187ZM194 238V237H193ZM195 238V239H196ZM199 238V237H198ZM197 238V239H198ZM219 238V237H218ZM232 238V237H231ZM230 238V239H231ZM5 239V238H4ZM3 238L1 239L2 241L4 240ZM15 239V238H14ZM27 239H30L29 237L27 238ZM71 239V238H70ZM69 239V240H70ZM164 239V238H163ZM178 239V238H177ZM195 239H193V241L195 240ZM206 239V238H205ZM222 239V238H221ZM227 240V236H226V238H224V240ZM229 239V240H230ZM249 239V238H248ZM252 239V238H251ZM72 240H73V238H72ZM170 240V239H169ZM168 240V241H169ZM176 240V239H175ZM174 240V241H175ZM188 240V239H187ZM186 240V241H187ZM192 240V239H191ZM200 240V239H199ZM223 240V241H224ZM228 240V241H229ZM252 240H255V239H252ZM74 241V240H73ZM108 241V240H107ZM133 241V240H132ZM135 241V240H134ZM171 241V240H170ZM185 241V240H184ZM190 241V240H189ZM197 241V240H196ZM202 243H205L206 242V244L208 243L206 240H200ZM222 241V240H221ZM222 241V242H223ZM233 241V240H232ZM250 241V240H249ZM108 242H110V241H108ZM136 242V241H135ZM141 242V241H140ZM143 242H145V241H143ZM142 242V243H143ZM237 242H238V240H237ZM243 242V241H242ZM259 242H260V240H259ZM71 242L69 241V246H72V244H70ZM79 243H81V242H79ZM86 243V242H85ZM126 243V242H125ZM124 243V244H125ZM128 243V242H127ZM132 243V242H131ZM170 243H175V242H173V241H171V242H169L167 245H169ZM176 243H180V245H178L177 244V246L179 247H181V249H182V251H184V247H186L187 246V243H186V245L184 246V247H182L181 245L183 244V243H181L180 241L179 242H177V240H176ZM197 243H199L198 241H197ZM202 243H200V247H201V244ZM228 243H230V241L228 242ZM228 243H227V246H228ZM235 243V242H234ZM255 243V242H254ZM262 243V242H261ZM1 244H3L2 242H1ZM77 243H76V241H75V245H76ZM82 244L83 243H81V247H82ZM137 244H141V243H137ZM145 244V243H144ZM205 244V245H206ZM232 245H234L233 243H231ZM240 244V242H238V245ZM249 244V243H248ZM251 244V243H250ZM256 244V243H255ZM257 244H258V242H257ZM74 245V244H73ZM75 245H74V247H75ZM80 244H78V246H79ZM84 245V244H83ZM130 245V244H129ZM132 245V244H131ZM134 245V244H133ZM149 245H150V243H149ZM184 245V244H183ZM191 245V244H190ZM193 245V244H192ZM195 245V244H194ZM197 246L199 245V244H196ZM208 245H210V244H208ZM208 245H206V246H208ZM242 245V244H241ZM127 246V245H126ZM147 246V245H146ZM145 246V247H146ZM176 246V245H175ZM189 246V245H188ZM196 246V247H197ZM204 246V244L202 245V247ZM205 246V247H206ZM230 246V245H229ZM240 246V245H239ZM244 246H246V245H244ZM250 246V245H249ZM43 247V246H42ZM44 247H45V245H44ZM43 247V248H44ZM62 247V246H61ZM68 247V246H67ZM66 247V249H70V247L69 248H67ZM74 247L72 246L71 248H73L74 249ZM84 247H87V246H84ZM122 247H124V246H122ZM138 247V246H137ZM142 247V246H141ZM144 247V248H145ZM153 247V246H152ZM168 247V246H167ZM169 247H171V249H172V247H173V245H169ZM179 247V248H180ZM193 247V246H192ZM212 246H210V248H211ZM236 248L238 247L237 245L235 246ZM251 247V246H250ZM264 247V243H263V246H262V248ZM60 248V247H59ZM59 248H57L59 251L60 250H64L63 248L61 249H59ZM76 250H78L77 249V245H76ZM154 248V247H153ZM160 248V247H159ZM163 248V247H162ZM190 248H191V246H190ZM217 248H220V247H217ZM224 248H227L228 249V247H224ZM20 249V248H19ZM24 249V248H23ZM82 249V248H81ZM110 249V248H109ZM169 250L170 252L173 250ZM174 249H177L176 247H174ZM202 249H204V248H202ZM208 249H209V247L207 248H205L204 250H206V252H208ZM226 249V251H228ZM232 249V248H231ZM253 249H256V247L255 248H253ZM260 249V248H259ZM264 249V248H263ZM263 249H262V251H263ZM20 250H22V248L20 249ZM19 250V251H20ZM30 250V249H29ZM53 250H56V248H53ZM71 251H72V249H70ZM75 250V251H76ZM111 250V249H110ZM185 250H187V248H185ZM212 250H213V248H212ZM236 250V249H235ZM238 250V252H236V253H234V254H232V252H230L231 253V255H235L236 254V257H240L241 255L243 256L245 253L243 252V254L242 253H240L239 252V250H243V247H242V249H237ZM23 251V250H22ZM107 251L109 252V250H105V252L107 253ZM112 251V250H111ZM146 251V250H145ZM168 251V250H167ZM180 251V250H179ZM178 251V252H179ZM191 251V249H189L188 250V253L187 254H190L189 252ZM192 251H194L193 249H192ZM191 251V254L192 253H194V252H192ZM231 251V250H230ZM234 251V250H233ZM256 251V250H255ZM51 251L49 250V251H47L46 252V254L47 253H49L50 255L49 256H51V258H52V255L54 254V253H57V250L56 251H54L53 252V254L51 255V253H50ZM64 252H65V250H64ZM66 252H67V250H66ZM65 252V253H66ZM177 252V253H178ZM201 252H203V251H201ZM205 252V253H206ZM209 252H211L210 250H209ZM245 252H247V250L245 251ZM253 252H254V250H253ZM62 252L60 251V252H58V254H61ZM67 253H69L70 255H72L71 253H70V251L69 252H67ZM74 253V252H73ZM146 253V255H147V257L148 258H152V255H151V252H145ZM172 253V252H171ZM180 253V252H179ZM184 253V252H183ZM213 253H215L214 252V250H213ZM229 253V254H230ZM238 253L240 254L239 256H237L238 255ZM43 254V253H42ZM41 254V255H42ZM44 255V256H47V255ZM58 254H56L57 256H60V258L58 257V260L60 261V259H61V255H58ZM111 254V253H110ZM109 254V255H110ZM160 254V253H159ZM170 254V253H169ZM173 254V253H172ZM175 254H176V251H175ZM181 254V258H182V256H183V254H182V252L180 253ZM186 254V253H185ZM194 254H196V253H194ZM202 254H204V253H202ZM207 254V256L208 255H210L209 253H206ZM224 254H226V252L224 253ZM16 255H17V253H16ZM55 255V254H54ZM65 255H67V254H64V255H62V256H64L63 257V259H61V261L62 260H70V255H68L67 256V258H65L66 256ZM107 255L108 254H106L105 256L107 257ZM108 255V256H109ZM165 255V254H164ZM176 255H178V254H176ZM197 255V254H196ZM201 255V254H200ZM213 255V254H212ZM27 256V255H26ZM57 256H54V257H57ZM173 256V255H172ZM175 256V255H174ZM186 256V255H185ZM188 256L189 255H187L186 257H187V262H192V260H189L188 261ZM191 256H193V254L191 255ZM195 256V255H194ZM205 256V255H204ZM222 256V255H221ZM228 256V255H227ZM226 256V257H227ZM39 257H41V256H38V258ZM53 257V258H54ZM157 257V256H156ZM159 257V256H158ZM167 257V256H166ZM168 257H170V255L168 256ZM176 257V256H175ZM180 257H177V259L179 258L180 259ZM186 257H183V258H186ZM190 257V256H189ZM195 257H197V256H195ZM206 257V256H205ZM205 257H204V259H205ZM210 257V256H209ZM217 257H218V255H217ZM19 258V257H18ZM17 258V260H19V259H21V257L18 259ZM25 258V259H24ZM23 258V261L22 262H25V260L27 259V258H29V256L26 258V257H24ZM31 259L33 258V257H30ZM29 258V260L28 261H30L31 262V259ZM37 258V256L36 257H34V259H32L33 261H35V263L33 262V264H36V263H39V262H36V260L38 261V260H40V264L41 263H43V262H41L42 260L43 261H45L44 259H43V255H42V257H41V259H36ZM47 258V262H48V264H49V262L50 261H48V256L46 257ZM180 259V260H184V259ZM201 257H199L198 259H200ZM222 258H224V257H221V259ZM229 258H232L231 256L230 257H228V259H223V260H229ZM241 258V257H240ZM240 258H238L237 260H239ZM244 258V257H243ZM55 259V258H54ZM135 259V258H134ZM160 259V258H159ZM163 259V258H162ZM193 259H194V257H193ZM213 259V258H212ZM216 259V258H215ZM217 259H219V258H217ZM221 259H219V260H221ZM234 260H235V258H233ZM16 260V261H17ZM22 260V259H21ZM21 260H19V261H21ZM51 260V259H50ZM53 260V259H52ZM52 260H51V262H50V264L52 263ZM56 261H54V262H59V261H57V259H55ZM122 260V259H121ZM158 260V259H157ZM161 260V259H160ZM167 260H168V258H167ZM167 260H165V261H167ZM172 260V259H171ZM197 260V259H196ZM201 260V259H200ZM199 260V261H200ZM206 260H207V257H206ZM211 260V259H210ZM214 260V259H213ZM219 260H217V261H219ZM14 261V260H13ZM16 261H14V263L16 262ZM134 261V260H133ZM148 261H151V260H148ZM181 261V262H182ZM185 261V260H184ZM183 261V262H184ZM198 261V263H200L201 264V262H199ZM202 261V260H201ZM207 261H209V260H207ZM207 261H203L204 262V264H208L207 263ZM215 261V260H214ZM12 262V261H11ZM18 262V261H17ZM22 262H20V263H22ZM29 262V263H30ZM68 262V261H67ZM67 262L66 261H64V264H67ZM115 262H118V261H116L115 260ZM131 262H132V260H131ZM130 262V263H131ZM135 262V261H134ZM163 262V261H162ZM162 262H160V263H162ZM169 262H170V260H169ZM186 262V261H185ZM206 262V263H205ZM216 262V261H215ZM222 262V261H221ZM223 262H226V261H223ZM232 262V261H231ZM237 262V261H236ZM20 263H16V264H20ZM119 263V262H118ZM121 263H123V261L122 262H120V264ZM171 263V262H170ZM180 262H178L177 264H179ZM216 263H219V262H216ZM226 263H228V262H226ZM238 263V262H237ZM264 263V262H263ZM11 264V263H10ZM22 264H24V263H22ZM25 264H28V262H26ZM44 264H46V262H44ZM59 264H63V263H60L59 262ZM167 264V263H166ZM180 264H184V263H180ZM186 264V263H185ZM189 264H191V263H189ZM203 264V263H202ZM210 264V263H209ZM211 264H212V262H211ZM215 264V263H214ZM224 264V263H223ZM231 264V263H230ZM235 264V263H234Z\"/></svg>", "mask_w": 264, "mask_h": 264}, {"label": "clouds", "instance_id": "clouds-1", "mask_svg": "<svg viewBox=\"0 0 264 264\" xmlns=\"http://www.w3.org/2000/svg\"><path fill=\"white\" fill-rule=\"evenodd\" d=\"M70 213H71V209L65 208V212L63 213V215L67 216V215H70ZM105 264H112L111 259L108 261H105Z\"/></svg>", "mask_w": 264, "mask_h": 264}]
</instances>
